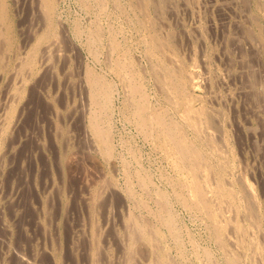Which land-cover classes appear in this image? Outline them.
<instances>
[{
	"label": "rangeland",
	"instance_id": "1",
	"mask_svg": "<svg viewBox=\"0 0 264 264\" xmlns=\"http://www.w3.org/2000/svg\"><path fill=\"white\" fill-rule=\"evenodd\" d=\"M0 1H1L0 2V8H1V10H0V18H1L0 19V27H1L0 31L2 33V34L0 33V37L3 36V38H0V40L2 39L1 40L2 42L0 41V48L2 47L1 49H3L0 51L1 52L0 53L1 54L0 55V67L3 64L2 67L0 68V130L5 129L4 132L2 133L3 135L2 134L0 135V141H1L0 142V228H1L0 229V264H24L23 262H25L26 264H57V263L58 264H89L90 263L91 264L94 261L92 259V256L93 257L95 256L96 259H97V257H99L98 258L99 260L98 259L96 260L97 261L96 264H110V263L114 264L115 261L117 264H125L122 260V255H121L122 253H120L121 251H120V247L118 245V241L116 242L117 239H115L116 237L123 238V236H124V235H122L124 233V228L121 229V227H120L121 222H123L122 223V225H123L124 222L126 221L127 216L129 214H132V213H134L133 215H135V216H137V213L138 214L140 213L138 215L139 218H141V214L144 215V213H146L144 215V217H146L148 219L151 218L150 221H152V223L155 222L154 221L155 219H153L154 216L152 214L157 207V203L154 202V200H155L154 198H156V196H157L156 193H158L159 191H162L163 193L165 191V193H164L165 196H167V194L169 195V196H167V201H169L168 206L170 203L169 208L171 209V212H172L173 216L175 217L174 220L176 221L175 224L177 226V232L179 233L178 234L179 239L181 238L179 240L180 246L179 245L177 246L172 241L171 237L168 234V231L166 229H164V227H163V229H162V227H159L161 233L163 234V240H162L163 243L162 244H163L165 249L167 248L166 253H169L170 255L173 254L171 256L169 254H167V255L170 256V259H172V261L176 262V264H178V263H180V264H182V263L183 264H209L211 261L208 263L206 260L207 257L205 256L207 253L205 251L208 249H209L208 252L211 253L210 256L208 253L209 259L212 260L213 258H216V260H218V261H216L214 259L215 261H212V264H219V263L220 264H228L226 262L225 256H226V253L231 254L232 252H234L236 254V256L241 254V255L237 256L238 260H239L238 264H240V263L241 264H243V263L244 264L245 263H247V264H259L260 262H261V264L262 263L264 264V261H263L264 260V254H263L264 253V244H263L264 243V105H263L264 103H263V101L264 100L259 102L260 97H262L261 99H264L263 98L264 97L263 96L264 95V84H263L264 83V80H263L264 79V72H263L264 71V33H263L264 32L263 31V29H264V0H246V1L245 0H242V1L241 0H186V1L185 0H154V2H153V0H151V1L150 0H89V1L88 0H86V1L85 0L84 1L83 0L82 1L81 0H50V3H48V4H45V1H48V0H4V3H3V0H0ZM102 1H104L103 2L104 4L102 3ZM143 1L147 5L144 4ZM165 1H166V4H163V3H165ZM247 1H248V3H247ZM113 2L115 4H117V7H114L115 4ZM139 2H140V4H139ZM171 3H173V4H171ZM182 3H184V4H182ZM156 4H158V5L156 6ZM44 5H46L49 8V10H47L48 12L45 11L46 13H44V10H43L45 7ZM105 5H106V7H105ZM128 5H129V7H128ZM130 5H132V6H130ZM138 5H139V7H138ZM144 5H145V7H144ZM163 5H165V6H163ZM84 6H86L87 8ZM99 6H100V9L98 8ZM112 6H113V8H112ZM153 6H155V7H153ZM130 7L132 10L131 9L129 10ZM157 7H158V10L154 9ZM161 7H162V9H161ZM164 8L167 11L166 10L164 11ZM52 9H54V10H52ZM97 9L99 10V14L97 12L98 11ZM253 10H254V12H253ZM100 11L102 13H100ZM133 11H135V12L133 13ZM186 11H187V13H186ZM216 11H218V12H216ZM130 12H131V14H130ZM164 13H166V14H164ZM254 13H257V14L259 13V15H257V14L255 15ZM129 14H130V16H129ZM250 14H252V15H250ZM124 15H125V17H124ZM49 16H50V18H49ZM168 16H170V17H168ZM255 16H257V17H255ZM258 16H259V18H258ZM98 18L100 20H98ZM44 19H46V20H44ZM99 21H101V22H99ZM146 21H147V23H146ZM175 21H176V23H175ZM43 22H45V23H43ZM141 22H142V25H141ZM160 22H161V24H159ZM192 22H193V24H192ZM237 22H238V24L239 23L240 24L237 25ZM256 22L259 24H257ZM92 23L94 24V26H96L95 29L96 28L100 29L98 31L101 33V34H98L96 40H93V42H92V40H89V39H91L90 33H92V31L94 30ZM96 23L99 25L97 26ZM157 24H159L161 27L164 26L163 24H165V26L161 28ZM77 25H80V26H77ZM240 25H241V27H238ZM137 26H138V28H136ZM150 26H152V27H150ZM101 27H103V28H101ZM111 27H112V29H111ZM153 27H154L153 30L150 29ZM157 27H158V29H157ZM243 27H245V29ZM256 27H258V28H256ZM3 28H5V30ZM9 28H10V30H9ZM109 28H110V30L108 31ZM113 28H115V29H113ZM199 28H200V30H199ZM250 28H252V29L250 30ZM159 29H160V31H159ZM190 29H192V30L195 29L194 31L199 30L200 32L199 31L194 32ZM47 30H48V33H47ZM114 30H115V32H114ZM151 30L153 31V33H151L152 32ZM173 30H175V31H173ZM148 31H150V32H148ZM167 31H170L171 37L169 35V32H167ZM246 31L247 32L249 31L248 34L251 36L246 34L247 33ZM255 31H257V32H255ZM142 32H144L145 34ZM161 32H163V33H161ZM192 32L195 35V37H193L194 35L192 34ZM210 32L212 35L209 34ZM252 32H254V33H252ZM27 33H28V35H27ZM111 33H116V35L111 34ZM149 33L152 36L154 35L153 37H156L157 39L159 37L160 41H162V38L164 37L163 44H162L163 45L162 46V53H160L161 51L155 50V52H154V50H152V48H151V44H152L151 35H149ZM183 33H186L185 35H187L188 40L186 39V37ZM60 34H62V35H60ZM163 34H164V36H163ZM196 34H197V36H196ZM54 35H55V37H53ZM139 35H141L143 37H141V39H140ZM148 35H149V37H148ZM8 36H9V38H8ZM49 36H50V38H49ZM121 36H122V38H121ZM160 36H161V38H160ZM86 37H87V39H86ZM228 37L229 38L231 37L230 40H228L229 39ZM233 37H234V39H233ZM252 37L254 39H252ZM38 38H41L40 39L41 41ZM54 38L58 41V43L56 42L57 44L55 43L56 40ZM175 38H176L177 44H176ZM255 38H256V40H255ZM49 39H50V41L53 39L52 40L53 42L51 41L52 42L51 43L49 41ZM107 39H108V41H107ZM244 39H247V40H244ZM38 40L40 42H38ZM8 41H10V44L8 43ZM110 42H112V43H110ZM114 42H115V44H117V46L119 48L117 47L116 49H112L111 46H110L111 48L109 47V45H112ZM125 42L128 44H126ZM165 42H166V46L164 45ZM261 42H263V43H261ZM1 43H2V45L3 44L4 45L2 46ZM89 43H91L92 45ZM255 43H256V45H255ZM36 44H38V45H36ZM55 44H56V46H55ZM220 44H221V46H220ZM44 45L47 46V49H48L47 51H46V46H44ZM97 45H99V46H97ZM147 45L148 46L150 45V46L146 47ZM143 46L146 47V50H145V47L143 48ZM164 46H165V48H163ZM249 46H251V47H249ZM43 47H45L44 51H43V49H44ZM94 47L96 50H94ZM125 47L128 49L126 50ZM172 47H174L176 49L173 50ZM231 47H232V49H231ZM40 48H42V49H40ZM108 48L111 49V51ZM4 49H6L5 52H3ZM35 49L36 50L39 49V50L36 51ZM91 49L93 52L91 51ZM129 49H130V51H129ZM166 49L169 50V52H167V54H166V51H168V50H166ZM40 50L43 51L42 52V55L44 54L43 57H41L42 55L40 53L41 52ZM255 50H257V51H255ZM16 51H18V54ZM119 51L120 52L122 51L121 54ZM170 51H171V53H170ZM94 52H95V54H94ZM47 53H49L48 56H50V57L47 56ZM50 53H51V55H50ZM125 53H127V54H125ZM181 53H183V54H181ZM250 53L251 54L253 53V55H252L253 58H252ZM38 54L41 56H39ZM110 54H111V56L112 55L113 56L112 57L110 56V58H108ZM189 54H190V56H186ZM215 54H217V55H215ZM13 55H14V57H12ZM28 55H29V58H28ZM120 55H122V56H120ZM172 55L175 57H173ZM35 56H37V57H35ZM44 56L47 57L48 59L45 58ZM114 56L115 57L117 56V57L113 58ZM155 56H156V58H153ZM201 56H202V58H201ZM228 56H230L231 58ZM22 57H24L25 60L22 61ZM135 57H137V58H135ZM166 57L167 58L170 57L171 59L174 60L175 63H173L172 62L173 60H171L170 58L166 59ZM27 58L30 60H28ZM32 58H33V60H32ZM36 58L37 59L39 58V59L37 60ZM117 58H119L121 60H122V58H125V61L128 60L126 62L131 64V65H129V64L128 65L130 66L131 70L134 71L132 73H134L135 76H137L136 81L140 85L142 92H144L143 94L147 93L145 98L148 100L147 103L148 104L150 103L149 107L150 108L153 107V108H151L152 110L153 109L159 110L158 108L161 109L160 106H162V105L166 106V109L164 106H162V109H163V111L166 110L164 112L166 113V115H168L169 119L171 118V120H175V122L178 119L176 123L179 126H182V128H181L182 130L185 129V127L187 126L185 131L183 130L184 131L183 134L186 137V139H187L188 134L190 136V133H191V136L190 137L188 136L189 141L190 142L194 141L193 144H195L194 146L196 148L198 147V145L201 144L197 148L199 150L201 149L202 146H203L202 149H204V150L206 149L205 152L202 149L200 152L203 153V155L205 154L204 155L205 158L208 156L206 161L208 162L210 169L212 168L210 171L211 174L210 173L209 174L215 175V176L212 175L213 178L211 176L209 177V181L210 182L212 181L211 186L215 187V184H217L218 182H220V183L224 182L223 183L224 186L227 189L229 188L235 194L234 195V197L236 196L235 199L238 196V199L240 198V202L243 203V204L240 203L239 207L235 206L233 208V210H231L228 208V206H230L228 204L234 205V202L233 203L232 202H230V203L222 202L223 207L219 213V215H220L219 218H220L223 230L226 233L229 232V233H227V236H229L228 238H231V240H230L231 242H228V244H227V248L229 247L227 250H224L223 248H221L216 243L214 238L212 237L211 227H210V224H209L208 220L206 219V217L197 209L191 210V208H189L188 206L184 207L185 205L177 197L176 191L179 188V186H178L179 182H183L185 179H187L186 173L184 171L179 170L176 167H174V168L172 167V166H174L173 165V158H171L172 156L170 154H168V152H167V154L165 153L167 151V148L160 138L156 137L153 134L150 136V134H146L142 130H140L139 126L137 125L136 119H134L135 117L132 113L133 112L132 105L129 103L130 94L126 95L128 93L127 92L128 91L127 81L125 79H122L124 77L122 75L120 76V73L114 67V62L117 60ZM226 58H227V61H226ZM229 58L233 59V60H230ZM18 59H19V61H18ZM34 59H36V60H34ZM107 59H108V61H107ZM153 59H154V61H153ZM20 60H21V62H20ZM110 60L112 61L113 64L111 63ZM17 61L20 63H18ZM29 61L30 62L33 61V62L30 64ZM104 61H106V62H104ZM152 61L154 62V64ZM155 61L156 62L158 61V62L156 63ZM161 61H162V63L164 62L163 64L166 66L165 68H170V66H171V68L174 69V68H177L179 66L183 69V67H184V69H183L184 71L181 74V76L184 77L183 88L185 89L184 92H186V98L185 99L187 100V103L190 105V107L192 108V110L195 113H198V115H200V116H201V114L203 115L204 118L201 116L202 120H205V119L208 120V121L205 120L206 123H203L204 124L203 132L200 135H196V133L194 132V130L191 127H190L191 129H189V126H188L189 124H188V122L184 116V112H183L182 107L180 105H176L174 102H172L170 100H168V102L170 101L168 103L167 102V96H164L165 90L162 88L160 89L161 86L158 85L159 83L157 82V79L159 77L160 72L163 70H161V68H158L156 65H158V63H159V66H160ZM169 61H170V63H168ZM16 62L18 63V66H20L22 64L20 66L21 68H23V67L25 68V66L27 65L28 70H27V68L26 69L23 68V70H26L27 72H23V70L20 67L18 69V67L15 66ZM35 62H36V65H35ZM107 62L110 65L112 64L113 66L109 65V67H108ZM182 62L185 63V66H184V63L182 64ZM200 62L203 65H200ZM248 63L249 64L252 63L253 65L251 64L248 66L247 65ZM149 64L150 65L152 64L151 67H149L150 66ZM169 64H170V66H169ZM146 65H148V66H146ZM153 65H155V66H153ZM173 65H178V66L175 67ZM250 66H252V68ZM152 67H154V69ZM186 67H187V69H185ZM15 69H16V72L14 71ZM20 69H21V71H19ZM83 69H84V71H83ZM157 69L161 70V71H159V73H157L158 72ZM255 69H256V72H255ZM94 70L97 74L99 73L98 74L99 77H102L103 80L105 78L104 81L107 83H111V85L113 86V88H112V86L109 84V86L111 87L109 89L110 90L109 91V96H110L109 98H111L112 101L109 99V101H108L109 105L107 106V113H106V115L108 114L107 116H109L111 118H109L105 115L106 117L101 122L102 127L108 130L109 136L113 134L112 136H110L112 138L109 137L110 141H111L110 142L111 152L108 155V157H106V155H104L103 151L100 148L99 143L97 141L95 142L94 136L91 134V132L88 130V127L86 126L89 123L88 116L93 111L95 112L97 109H96V107L92 106L88 100V92H85V90L88 91V86H87L86 82H84V81H86V77L85 78H83V77L85 75L87 76L88 73H91L93 75L95 74V76H97V74L94 73ZM147 70L151 71V72L149 73ZM174 70H176V69H174ZM12 71H14L15 74ZM18 71H19L20 76L24 75V77H22V76L20 77L19 74L17 73ZM142 71L145 72V75H144V72L142 73ZM152 71H154V72H152ZM16 73H17V75H16ZM206 73H207V75H206ZM230 73H232V74H230ZM237 73H238V75H237ZM76 74H78L79 76L78 75L76 76ZM139 74H141V75L139 76ZM187 74L191 78L190 80L185 77ZM142 75H143V77H142ZM155 75H156V77L157 76L158 77L156 78ZM261 75H263V77ZM81 78H83V80ZM153 78H156V79H153ZM221 78H222V80H221ZM252 78H256V80L252 79ZM17 79H19V80H17ZM143 80H145V81H143ZM251 80H252L253 84H252ZM254 80L256 81L255 84H254ZM155 81L158 84L154 83ZM249 83H251V85ZM214 84H217V85H214ZM155 85H157V86H155ZM19 86H21V87H19ZM156 87H159V88H156ZM215 87H217V89ZM21 88H23V89H21ZM123 88H124V90H123ZM252 88L254 90H252ZM14 89L16 90V92ZM111 90H113V91L111 92ZM157 91H159V92H157ZM244 92H245V94H244ZM111 93H112V95H111ZM241 93H243V94H241ZM18 94H19V96H18ZM125 95H126V100H125ZM189 95H191V96L189 97ZM228 95H229V97H228ZM257 96L259 97V99ZM127 97H129V98L127 99ZM233 98H235V99H233ZM254 98H255V100H254ZM11 100L15 101V104L13 101L11 102ZM149 100H150V102H149ZM256 100H257V102H256ZM125 101H128V103ZM162 101H164V102H162ZM207 101H209V102H207ZM199 102H200V105H199ZM170 103H172L173 105H171ZM8 104H10V105H8ZM123 104H124V106H123ZM201 104L206 108H204L202 106L204 108L203 109L201 107ZM11 105H13L14 107ZM15 105L17 107H15ZM7 106H9V107L11 106L12 108L11 107L9 108ZM125 106H127V107H125ZM128 106H130L131 108H129ZM174 107H176V109ZM210 107L212 109H215V108L220 109L221 108V111L219 109H216L217 111L219 110L218 111L219 113L217 111H216L217 112L216 113ZM260 107H263V109ZM5 108L6 109L8 108L9 110L6 111ZM47 109H48V111H47ZM123 109L124 110L127 109L128 111L125 112ZM198 109L200 110L201 113L198 111ZM205 109H208V110H205ZM259 109L260 110L262 109V110L260 111ZM109 110H110V113H109ZM177 110H178V112H176ZM89 111H91V112H89ZM129 111H130V113H129ZM167 111L169 114H167ZM210 111H211V114H210L211 118H209L210 117L209 114H205L207 112L210 113ZM212 111H213V113H212ZM250 111H253V112H250ZM171 112H172V114H170ZM221 112L222 113L224 112V113L222 114ZM4 113H6L7 115ZM125 113H127V114H125ZM213 114H215V115L212 117ZM3 115H5V116H3ZM11 115H12V117H11ZM125 115H128L129 119ZM180 115H182V116H180ZM223 115H224V117H223ZM177 116H179V117H177ZM2 117H4V118H2ZM108 119H110V120H108ZM258 119H259V121H258ZM183 120L185 121V123ZM260 120H261V122H260ZM7 121H9V122H7ZM14 121H16V122H14ZM86 121H87V123H86ZM220 121H221V123H220ZM225 121H227V122H225ZM256 121H258V123L261 124V128H262L261 131L259 130L260 129L259 124ZM3 122H4L5 126L3 125ZM208 122L210 123V125L208 124ZM214 122H216V123H214ZM11 123H13L14 125H12ZM1 124L5 128H3V126H1ZM109 124H111V125L109 126ZM57 126H58V129H57ZM107 126L109 127V129L107 128ZM210 126H212V127H210ZM246 127H248V128H246ZM251 127H252V129H251ZM238 128H241V129H238ZM254 130L255 131L259 130V131H256V133H255ZM8 131L10 133H8ZM63 131H64V133H63ZM86 131H88V132H86ZM226 132L228 133V135H226L227 134ZM185 134H187V135H185ZM192 134H194V135H192ZM87 135H89V136H87ZM215 135H219L220 137L219 136L217 137ZM192 136H195L196 138L192 137ZM199 138H203V139H199ZM156 139L158 140V142ZM215 139H218V140H215ZM149 140H151V141H149ZM219 140L222 141L223 144L219 143L218 142ZM208 143H209V145H207ZM204 144H206L207 146ZM219 144H222V145H219ZM228 145H229V147H228ZM208 147H210V148H208ZM221 147H222V149H221ZM165 148H166V150H165ZM213 148H215V149L213 150ZM207 149L211 150V151H208ZM230 149L231 150L233 149V150L231 151ZM131 150H132V156L130 155ZM222 150H224V151H222ZM208 152H210L211 154ZM226 152H227V154H226ZM15 155H16V157H15ZM164 155H166V156L164 157ZM228 155L231 157H228ZM167 156H168V159H167ZM121 157H123V158H121ZM135 157H137L138 159H136ZM221 157H222V159H221ZM208 159H210V160H208ZM223 159L225 162H223ZM230 159H231V161L233 160L234 162L233 161L231 162ZM136 160H138V161H136ZM214 160H216V161H214ZM125 162L126 163L129 162L127 164L128 166H126ZM218 163H221V164H218ZM236 163H238V164H236ZM232 164H234L235 167H234V165L232 166ZM140 166L142 167V169L143 168L144 169L141 170ZM224 166L226 167V169L228 166V169L225 170ZM237 166H238V168H237ZM131 167L133 169H131ZM138 167H140V168H138ZM162 167H164V168H162ZM125 168H127L128 171H125L126 170ZM221 168L224 170H221ZM123 169H124L125 173H123ZM214 169H215V171H214ZM136 170H137V172H136ZM216 170H218V171L220 170L222 173L219 171L221 173V174H219V172L217 173ZM145 171H148V172L146 173ZM227 171H229V175H228ZM128 172L129 173L131 172V174H128ZM135 172H136V174H135ZM142 173L145 174V177H143L144 175ZM148 173H150V174H148ZM216 173L219 174V178L217 177L218 175ZM223 173H224V175L227 174V176H224ZM147 174L149 176L151 175L152 177L151 176L147 177L148 176ZM167 174L170 175L169 177L171 179L168 177ZM173 174H174V176H173ZM130 175H131V177H130ZM138 175H141V176L139 177ZM163 175H166V176H163ZM171 175H172V177H171ZM241 175L243 178H241ZM175 176H177V177H175ZM231 176L233 179L236 178L234 180L235 182H232L233 179L230 178ZM233 176H235V178ZM105 177H107V178H105ZM104 178H105L104 182H106L108 179H110V181L108 180L106 183L103 182V184H104L103 185L102 180H104ZM125 178H127V181ZM145 178L148 179V181L153 180L154 183L151 181L148 182ZM217 178H218V180H217ZM226 178L229 180V181L227 180L228 182L225 181ZM123 179H124V181H123ZM142 179H145L146 184L148 183V186L146 185L148 187L147 190H149L150 193L152 192L151 194L147 192L149 194V195L147 194L148 196L146 195V192H145V191H147L146 190L147 187L141 186L140 182L142 181ZM210 179H212V180H210ZM111 180H112V183H111ZM135 180H137L138 182L140 181L139 185L141 188L137 184V181L134 182ZM99 181H101V184ZM129 181H130V183L132 182L130 185H132V184L134 185L136 183L134 185V187H133V185L129 186V183H128ZM109 182H110V186L105 187V184L109 185ZM231 182H232V184H231L232 186L230 185ZM113 183L116 186H114ZM227 183H229V184H227ZM156 184L159 185L158 188H157ZM170 184H172L173 186L172 185L169 186ZM152 185H153V187H151ZM174 185H176L175 188H172V187H174ZM233 185L236 187L234 188ZM237 185H239V186H237ZM113 186L117 187V189H120V190L118 191ZM123 186H124V189H121V188H123ZM104 187H105V190L103 189ZM142 187L145 189H142ZM93 188L95 189V191ZM97 188L99 189V191H101V189H102V194H105L107 192V190H109L110 192L109 193L107 192L108 195H107V193L104 195L106 198L105 197L103 198L102 194H101L100 197L98 198L100 201H97L95 198L97 196V193H96L98 191ZM108 188H111V189H108ZM129 188H130V191H128ZM134 188L136 191H134ZM159 188L160 189L165 188V189L157 191V189H159ZM113 189L115 191H118V192H116L117 195L113 194V193H115V192H113L114 191ZM166 189H167V191H166ZM140 190L142 191V193L140 192ZM172 190H174V191L172 192ZM238 190H239V192H237ZM104 191H106V192L104 193ZM123 191H125V192H123ZM137 191H138V193H137ZM92 192H94V193H92ZM248 193H249V195L246 196ZM118 194L119 195L121 194V195L119 196ZM172 194H173V196H172ZM90 195H91V199L89 198ZM93 195H96V196L93 197ZM109 195H111L110 198H108ZM128 195H130V196H128ZM150 195H151V198L153 199V201L150 198ZM85 196H87L88 198ZM116 196L118 197V199ZM126 196H128L130 198L128 199V198H126ZM140 196H141V198H140ZM175 196H176V198H175ZM120 197L122 198V200ZM8 198H9V200H8ZM133 198L134 199L137 198V200L139 198V200L138 201L136 200V201L137 202L141 201V203L143 202L144 206L147 205L144 202L148 203V205H149L148 207L151 206L152 209H150L151 207L148 209L144 206L138 208V206H136V204H137L136 201L132 200L136 204L131 203L132 201L130 199H133ZM142 198L143 199L147 198V199L143 201ZM231 198L232 197H229L228 200H232ZM244 198H245V200H244ZM85 199L89 202H86ZM113 199L114 200L116 199V202L115 201L113 202ZM123 199H125V200H123ZM117 200H119V201H117ZM120 200L123 202L120 203L121 202ZM246 200H248L247 202L249 204H251L252 209H253L252 211H254L252 214L255 213L254 215L251 214V216H250V214H248V212H247L248 210L245 208L246 203H247ZM177 201H179V203L181 202V204H179ZM84 202L88 203V205L87 204L85 205ZM101 202H103V203H101ZM106 202H109V204H107ZM99 203L103 204V205H100ZM110 203L113 206V208L110 207V209H109V206H111ZM114 203H116V204L114 205ZM124 203H126V205ZM127 203H128V205H132V206H128ZM174 203H176V204H174ZM51 204H52V206H50ZM93 204H96V206H94ZM104 204L107 205V207L106 206L105 207L108 210H106L105 207L103 209ZM47 205H49V206L47 207ZM224 205H225V207H224ZM240 205H241V207H240ZM243 205H245V207H242ZM116 206H117V208H116ZM182 206L186 209L182 208ZM130 207H134V208L130 209ZM173 207H174V209H173ZM86 208H88V209H86ZM93 208L94 209L96 208V209L94 210ZM127 208L130 211H128ZM142 208H146V209H142ZM235 208H238V210L237 209L235 210ZM254 208H256V209H254ZM114 209H115V211H114ZM104 210H106L107 212L105 213ZM120 210H121V212H120ZM174 210L176 212H174ZM40 211H41V213H40ZM110 211H111V215H110ZM137 211H139V212H137ZM147 211H151V212H148L149 213L148 214ZM223 211L226 213L227 212H229V213L226 214ZM232 211L234 214L232 213ZM46 212H48V214ZM127 212H128V214H127ZM188 212H190V213H188ZM194 212H195V214H193ZM245 212L248 215H246ZM35 213H37V214H35ZM238 213H240L241 216L237 217ZM95 214H96V217L97 216L98 217L95 218V220L97 219L96 221H93L92 219L94 218ZM118 214L121 216H119ZM231 214L233 215V217ZM243 214H245L246 216L244 215L242 217ZM45 215L46 216L48 215V217L45 218L44 217ZM124 215H126V216L124 217ZM193 215H196V216H193ZM224 216H226V217H224ZM253 216H255V217L257 216L256 218L258 219L257 220L258 225L255 223L256 219L253 218ZM258 216H259V218H258ZM88 217H89V219H88ZM117 217H119V218L122 217L123 219H117ZM227 217H228V219H227ZM103 218H106V220H104ZM199 218H200V220H199ZM239 218L244 223H242L241 220H239ZM143 219H145V218H143ZM234 219L236 221L238 219L239 223L236 222ZM120 220H121V222H120ZM252 220H254L253 221L254 223L252 222ZM44 221L46 223H44ZM89 222H91V223H89ZM94 222H97L100 226L98 225V227H96L97 223H94ZM109 222H111L113 224H110ZM119 222H120V225H119ZM231 222H232V224H230ZM1 225H3V226H1ZM39 225L42 226L43 229ZM88 225L91 227L88 228ZM110 225L114 226V227L111 226V228H114V229L117 228L116 230H113V231H117L116 233H114L111 230ZM236 225L240 226L242 230L244 229L242 234L239 233L241 236L243 235L241 238L238 237V236H240L239 234H235L233 232V230L235 231ZM252 225H253V227H252ZM15 226H16V228H15ZM108 226H109L110 230L107 229ZM254 226L256 227V229ZM82 227H83L84 232H85L84 234H83L82 230L79 231V229H82ZM122 227H124V226H122ZM224 227H226V228H224ZM184 228H186V230ZM251 228H252V230H251ZM89 229H91L90 231H92V232L96 231V233H98V234L90 232ZM103 229H107L106 230L107 232L105 233V230L103 231ZM184 230L186 232H184ZM108 231H110L111 233L110 232L108 233ZM187 231H190V233L189 232L187 233ZM250 231H251V233H250ZM121 232H122V234H121ZM253 232H255L256 234ZM87 233H89L90 237ZM90 233H92V235ZM113 233H114V235L115 234L116 235L114 236ZM117 233H119L120 235L118 236ZM185 233H187V234H185ZM206 233H208V234H206ZM262 233H263V235H262ZM210 234H211V238H210ZM99 235L100 236L102 235L101 238ZM24 236H25V238H24ZM93 236H95V237H93ZM103 236H105V237H103ZM165 236H168L169 238L165 237ZM256 236H257V238H255ZM97 237H99V238H97ZM112 237H114V238H112ZM249 237H250V239H249ZM95 238H97V240H95ZM237 238H239L240 240H238ZM84 239L86 240L87 243L84 241ZM98 239H101V240H99L100 242L98 241ZM166 239H167V242H166ZM190 239H192V240H190ZM210 239H212V241ZM241 239H242V241L244 239V242H241ZM89 240H90V242H89ZM74 241H76V242H74ZM80 241L82 244L80 243ZM101 241H104V242H101ZM183 241H184V243H183ZM192 241H194V243L198 242L197 243L198 245L196 243L193 244ZM262 241H263V243H262ZM88 242L91 245L90 244L88 245ZM245 242H246V244H245ZM83 243H85V244H83ZM171 243H173V244H171ZM251 243H252V246L254 247L253 249H251L252 248ZM184 244L186 247L184 246ZM233 244L234 245L236 244L235 247L233 246ZM241 244H243V245H241ZM47 245H49V246H47ZM85 245H87L91 249H88V247H86ZM237 245H238V249L236 247ZM244 245H246V246H244ZM249 245H250V247H249ZM99 246H101L102 248L100 249ZM169 246H171V247H169ZM176 246H177V248H176ZM239 246H240V249H239ZM242 246H243V248H242ZM81 247L87 249V250L85 249V252H87L91 256V257L89 256L90 259L88 258L87 253H85ZM97 247H99V249L101 251L103 249L104 250L101 253L99 250V253H97L96 254L97 256H96L94 254L96 253ZM115 247L120 252L118 250H116ZM245 247H246V249H245ZM69 248H70V250H68ZM186 248H187V250L185 251ZM256 248L258 251L256 250ZM192 249H194V250H192ZM261 249H263V251ZM238 250H240V251L238 252ZM40 251H41V254H40ZM180 251H182V252H180ZM197 251H198V253H197ZM245 251H248V252H245ZM260 251H262L261 254H260ZM71 252L73 254H71ZM89 252H91V253H89ZM108 253L109 254L111 253V255H109ZM54 254H55V256H53ZM59 254L61 256V259H63V260L60 259ZM85 254L87 255V257ZM101 254H103V255H101ZM174 254H175V256H174ZM196 254H197V256H196ZM201 254H203L204 258H202ZM216 254H217V256H215ZM72 255H74V256H72ZM212 255H214L215 257ZM255 255H261V256H256L257 258H255ZM103 256H106L105 258H108V259H104ZM109 256L112 258H110ZM119 257H121V258H119ZM186 257H188L189 259ZM19 258L22 259L21 260L22 262L20 261ZM86 258H88V260ZM138 259H139L138 260L139 262H137V263L147 264L145 262L147 260L144 259V257L138 256ZM253 259H255V260H253ZM38 260H39V262H38ZM56 260H58V261H56ZM121 260H122V263H121ZM175 260H177V261H175ZM179 260H180V262H179ZM243 260H245V261H243ZM134 263L135 262H133L131 264H134Z\"/></svg>",
	"mask_w": 264,
	"mask_h": 264
},
{
	"label": "bare ground",
	"instance_id": "2",
	"mask_svg": "<svg viewBox=\"0 0 264 264\" xmlns=\"http://www.w3.org/2000/svg\"><path fill=\"white\" fill-rule=\"evenodd\" d=\"M82 1V0H81ZM84 1V0H83ZM86 1V0H85ZM89 1V0H88ZM151 1V0H150ZM186 1V0H185ZM242 1V0H241ZM246 1V0H245ZM1 2V1H0ZM6 2V1H5ZM104 1H102V3H103ZM108 2V1H107ZM110 2V1H109ZM115 2V1H114ZM113 2V3H114ZM153 2H154V0H153ZM168 2V1H167ZM179 2V1H178ZM220 2V1H219ZM222 2V1H221ZM229 2V1H228ZM3 3H4V0H3ZM34 3V2H33ZM48 3H50V0H48V1H45V4H48ZM84 3V2H83ZM112 3V2H111ZM137 3V2H136ZM143 3L144 4H146L144 1H143ZM150 3V2H149ZM162 3V2H161ZM212 3V2H211ZM224 3V2H223ZM247 3H248V1H247ZM27 4V3H26ZM100 4V3H99ZM104 4V3H103ZM115 4V3H114ZM129 4V3H128ZM132 4V3H131ZM139 4H140V2H139ZM151 4V3H150ZM163 4H166V1H165V3H163ZM171 4H173V3H171ZM175 4V3H174ZM182 4H184V3H182ZM195 4V3H194ZM201 4V3H200ZM221 4V3H220ZM233 4V3H232ZM6 5V4H5ZM86 5V4H85ZM101 5V4H100ZM121 5V4H120ZM137 5V4H136ZM147 5V4H146ZM158 4H156V6H157ZM189 5V4H188ZM45 7H44V13H46L45 11H47V10H49V8L46 6V5H44ZM88 6V5H87ZM94 6V5H93ZM123 6V5H122ZM130 6H132V5H130ZM161 6V5H160ZM163 6H165V5H163ZM167 6V5H166ZM201 6V5H200ZM219 6V5H218ZM226 6V5H225ZM36 7V6H35ZM84 7H86V6H84ZM95 7V6H94ZM105 7H106V5H105ZM114 7H117V4H115L114 5ZM128 7H129V5H128ZM138 7H139V5H138ZM144 7H145V5H144ZM153 7H155V6H153ZM176 7V6H175ZM231 7V6H230ZM256 7V6H255ZM4 8V7H3ZM83 8V7H82ZM87 8V7H86ZM96 8V7H95ZM99 9H100V6L98 7ZM109 8V7H108ZM112 8H113V6H112ZM134 8V7H133ZM147 8V7H146ZM166 8V7H165ZM164 8V11L166 10ZM217 8V7H216ZM220 8V7H219ZM89 9V8H88ZM119 9V8H118ZM131 9V7L129 8V10ZM136 9V8H135ZM143 9V8H142ZM154 9H157L158 10V7L157 8H154ZM161 9H162V7H161ZM169 9V8H168ZM232 9V8H231ZM0 10H1V8H0ZM52 10H54V9H52ZM98 10V9H97ZM112 10V9H111ZM132 10V9H131ZM144 10V9H143ZM185 10V9H184ZM187 10V9H186ZM217 10V9H216ZM255 10V9H254ZM254 10H253V12H254ZM123 11V10H122ZM126 11V10H125ZM124 11V12H125ZM150 11V10H149ZM167 11V10H166ZM194 11V10H193ZM220 11V10H219ZM48 12V11H47ZM95 12V11H94ZM98 12V14H99V10L97 11ZM132 12V11H131ZM131 12H130V14H131ZM135 11H133V13H134ZM137 12V11H136ZM142 12V11H141ZM144 12V11H143ZM176 12V11H175ZM216 12H218V11H216ZM54 13V12H53ZM100 13H102L101 11H100ZM173 13V12H172ZM186 13H187V11H186ZM191 13V12H190ZM204 13V12H203ZM221 13V12H220ZM41 14V13H40ZM111 14V13H110ZM126 14V13H125ZM130 14H129V16H130ZM162 14V13H161ZM164 14H166V13H164ZM163 14V15H164ZM208 14V13H207ZM217 14V13H216ZM237 14V13H236ZM244 14V13H243ZM255 15L257 14V13H254ZM253 14V15H254ZM94 15V14H93ZM123 15V14H122ZM152 15V14H151ZM170 15V14H169ZM250 15H252V14H250ZM257 15H259V13L257 14ZM43 16V15H42ZM58 16V15H57ZM167 16V15H166ZM202 16V15H201ZM242 16V15H241ZM41 17V16H40ZM97 17V16H96ZM124 17H125V15H124ZM142 17V16H141ZM162 17V16H161ZM160 17V18H161ZM168 17H170V16H168ZM255 17H257V16H255ZM46 18V17H45ZM49 18H50V16H49ZM48 18V19H49ZM91 18V17H90ZM128 18V17H127ZM139 18V17H138ZM137 18V19H138ZM144 18V17H143ZM146 18V17H145ZM148 18V17H147ZM245 18V17H244ZM258 18H259V16H258ZM1 19V18H0ZM8 19V18H7ZM76 19V18H75ZM92 19V18H91ZM96 19V18H95ZM156 19V18H155ZM164 19V18H163ZM162 19V20H163ZM257 19V18H256ZM12 20V19H11ZM10 20V21H11ZM44 20H46V19H44ZM97 20V19H96ZM98 20H100L99 18H98ZM111 20V19H110ZM113 20V19H112ZM136 20V19H135ZM147 20V19H146ZM150 20V19H149ZM167 20V19H166ZM35 21V20H34ZM43 21V20H42ZM54 21V20H53ZM259 21V20H258ZM3 22V21H2ZM9 22V21H8ZM50 22V21H49ZM98 22V21H97ZM99 22H101V21H99ZM109 22V21H108ZM138 22V21H137ZM144 22V21H143ZM43 23H45V22H43ZM74 23V22H73ZM117 23V22H116ZM139 23V22H138ZM146 23H147V21H146ZM175 23H176V21H175ZM225 23V22H224ZM231 23V22H230ZM257 23V22H256ZM255 23V24H256ZM11 24V23H10ZM36 24V23H35ZM39 24V23H38ZM93 24V23H92ZM128 24V23H127ZM159 24H161V22L159 23ZM159 24H157V25H159ZM167 24V23H166ZM192 24H193V22H192ZM240 24V23H239ZM238 24V22H237V25H239ZM257 24H259V23H257ZM54 25V24H53ZM91 25V24H90ZM96 25L98 26L99 24H97L96 23ZM141 25H142V22H141ZM151 25V24H150ZM153 25V24H152ZM164 26H165V24H163ZM187 25V24H186ZM218 25V24H217ZM243 25V24H242ZM58 26V25H57ZM76 26V25H75ZM77 26H80V25H77ZM84 26V25H83ZM93 27H94V30L92 31V33H90L91 34V39H89V40H92V42H93V40H96V38H97V36H98V34H101L98 30H100V29H95V27L96 26H94V24L92 25ZM113 26V25H112ZM160 26V25H159ZM164 26H162V27H164ZM195 26V25H194ZM6 27V26H5ZM55 27V26H54ZM127 27V26H126ZM150 27H152V26H150ZM161 27V26H160ZM161 27V28H162ZM167 27V26H166ZM184 27V26H183ZM182 27V28H183ZM196 27V26H195ZM199 27V26H198ZM202 27V26H201ZM236 27V26H235ZM234 27V28H235ZM238 27H241V25L240 26H238ZM237 27V28H238ZM1 28V27H0ZM13 28V27H12ZM88 28V27H87ZM101 28H103V27H101ZM117 28V27H116ZM121 28V27H120ZM124 28V27H123ZM136 28H138V26L136 27ZM148 28V27H147ZM226 28V27H225ZM244 29H245V27H243ZM249 28V27H248ZM247 28V29H248ZM256 28H258V27H256ZM4 30H5V28H3ZM92 29V28H91ZM111 29H112V27H111ZM113 29H115V28H113ZM128 29V28H127ZM140 29V28H139ZM150 29H154V27L153 28H150ZM157 29H158V27H157ZM170 29V28H169ZM197 29V28H196ZM252 28H250V30H251ZM255 29V28H254ZM262 29V28H261ZM2 30V29H1ZM9 30H10V28H9ZM52 30V29H51ZM59 30V29H58ZM78 30V29H77ZM81 30V29H80ZM83 30V29H82ZM90 30V29H89ZM102 30V29H101ZM110 30V28L108 29V31ZM117 30V29H116ZM151 30V31H152ZM162 30V29H161ZM171 30V29H170ZM179 30V29H178ZM190 30H192V29H190ZM195 30V29H194ZM194 30H192V31H194ZM199 30H200V28H199ZM199 30H196V31H199ZM204 30V29H203ZM239 30V29H238ZM7 31V30H6ZM42 31V30H41ZM40 31V32H41ZM79 31V30H78ZM103 31V30H102ZM145 31V30H144ZM159 31H160V29H159ZM165 31V30H164ZM163 31V32H164ZM173 31H175V30H173ZM172 31V32H173ZM196 31H194V32H196ZM263 31H264V29H263ZM43 32V31H42ZM114 32H115V30H114ZM127 32V31H126ZM138 32V31H137ZM148 32H150V31H148ZM163 32H161V33H163ZM167 32H169V35H170V31H167ZM186 32V31H185ZM200 32V31H199ZM247 32V31H246ZM255 32H257V31H255ZM0 33H1V31H0ZM4 33V32H3ZM35 33V32H34ZM47 33H48V30H47ZM46 33V34H47ZM56 33V32H55ZM60 33V32H59ZM87 33V32H86ZM89 33V32H88ZM142 33H144V32H142ZM151 33H153V31L151 32ZM157 33V32H156ZM160 33V32H159ZM158 33V34H159ZM219 33V32H218ZM232 33V32H231ZM244 33V32H243ZM249 33V31L246 33V34H248ZM251 33V32H250ZM252 33H254V32H252ZM264 33V32H263ZM2 34V33H1ZM10 34V33H9ZM57 34V33H56ZM55 34V35H56ZM104 34V33H103ZM109 34V33H108ZM111 34H115L116 35V33H111ZM118 34V33H117ZM145 34V33H144ZM155 34V33H154ZM157 34V35H158ZM168 34V33H167ZM184 35L186 34V33H183ZM192 34H193V32H192ZM209 34H211V32L209 33ZM214 34V33H213ZM259 34V33H258ZM257 34V35H258ZM27 35H28V33H27ZM31 35V34H30ZM41 35V34H40ZM55 35L53 36V37H55ZM60 35H62V34H60ZM130 35V34H129ZM149 35H151L150 33H149ZM149 35H148V37H149ZM194 35V34H193ZM212 35V34H211ZM217 35V34H216ZM249 35V34H248ZM261 35V34H260ZM6 36V35H5ZM4 36V37H5ZM10 36V35H9ZM9 36H8V38H9ZM123 36V35H122ZM122 36H121V38H122ZM125 36V35H124ZM135 36V35H134ZM154 36V35H153ZM152 35H151V41H152V44H151V48H152V50H154V52H155V50L156 51H161L160 53H162V44H163V39H164V37L162 38V41H160L159 40V37H158V39L156 38V37H153ZM163 36H164V34H163ZM176 36V35H175ZM174 36V37H175ZM196 36H197V34H196ZM199 36V35H198ZM224 36V35H223ZM243 36V35H242ZM249 36H251V35H249ZM259 36V35H258ZM52 37V38H53ZM66 37V36H65ZM139 37H140V39H141V37H143V36H141V35H139ZM147 37V36H146ZM145 37V38H146ZM170 37H171V35H170ZM177 37V36H176ZM185 37H186V39L188 40V38H187V35H185ZM193 37H195V35L193 36ZM201 37V36H200ZM207 37V36H206ZM0 38H3V36H1ZM7 38V37H6ZM12 38V37H11ZM37 38V37H36ZM49 38H50V36H49ZM58 38V37H57ZM90 38V37H89ZM118 38V37H117ZM120 38V39H121ZM160 38H161V36H160ZM229 38V37H228ZM231 38V37H230ZM230 38L228 39V40H230ZM238 38V37H237ZM240 38V37H239ZM245 38V37H244ZM39 40L41 39V38H38ZM55 39V38H54ZM85 39V38H84ZM86 39H87V37H86ZM139 39V40H140ZM185 39V38H184ZM233 39H234V37H233ZM252 39H254L253 37H252ZM263 39V38H262ZM2 40V39H1ZM0 40V41H1ZM38 40V42H40ZM44 40V39H43ZM53 40V39H52ZM51 40V41H52ZM56 40V39H55ZM59 40V39H58ZM70 40V39H69ZM88 40V41H89ZM99 40V39H98ZM119 40V39H118ZM125 40V39H124ZM183 40V39H182ZM205 40V39H204ZM244 40H247V39H244ZM255 40H256V38H255ZM254 40V41H255ZM49 41H50V39H49ZM50 41V42H51ZM64 41V40H63ZM107 41H108V39H107ZM112 41V40H111ZM144 41V40H143ZM148 41V40H147ZM150 41V40H149ZM175 41H176V38H175ZM174 41V42H175ZM262 41V40H261ZM2 42V41H1ZM5 42V41H4ZM3 42V43H4ZM7 42V41H6ZM43 42V41H42ZM49 42V43H50ZM53 42V41H52ZM51 42V43H52ZM58 43V41L56 40L55 41V43ZM116 42V41H115ZM115 42L112 44V45H109V47L111 46L112 47V49H116L118 46H117V44H115ZM131 42V41H130ZM183 42V41H182ZM188 42V41H187ZM197 42V41H196ZM224 42V41H223ZM228 42V41H227ZM253 42V41H252ZM256 42V41H255ZM8 43L10 44V41H8ZM48 43V44H49ZM56 43V44H57ZM70 43V42H69ZM110 43H112V42H110ZM119 43V42H118ZM126 43V42H125ZM257 43V42H256ZM256 43H255V45H256ZM261 43H263V42H261ZM5 44V43H4ZM3 44V45H4ZM39 44V43H38ZM38 44H36V45H38ZM46 44V43H45ZM47 44V45H48ZM56 44H55V46H56ZM89 44H91V43H89ZM98 44V43H97ZM100 44V43H99ZM126 44H128V43H126ZM176 44H177V41H176ZM203 44V43H202ZM238 44V43H237ZM1 45H2V43H1ZM2 45V46H3ZM6 45V44H5ZM8 45V44H7ZM27 45V44H26ZM35 45V46H36ZM92 45V44H91ZM131 45V44H130ZM164 45L166 46V42L164 43ZM168 45V44H167ZM184 45V44H183ZM199 45V44H198ZM201 45V44H200ZM223 45V44H222ZM230 45V44H229ZM249 45V44H248ZM9 46V45H8ZM7 46V47H8ZM18 46V45H17ZM31 46V45H30ZM44 46H46V45H44ZM54 46V45H53ZM97 46H99V45H97ZM150 46V45H149ZM148 45L146 46V47H149ZM165 46L163 47V48H165ZM217 46V45H216ZM220 46H221V44H220ZM237 46V45H236ZM33 47V46H32ZM89 47V46H88ZM110 47V48H111ZM121 47V46H120ZM145 46H143V48H144ZM146 47H145V50H146ZM171 47V46H170ZM177 47V46H176ZM188 47V46H187ZM198 47V46H197ZM233 47V46H232ZM232 47H231V49H232ZM242 47V46H241ZM249 47H251V46H249ZM2 48V47H1ZM0 48V51L1 50H3V49H1ZM5 48V47H4ZM36 48V47H35ZM44 49H43V51L45 50V47H43ZM54 48V47H53ZM57 48V47H56ZM91 48V47H90ZM119 48V47H118ZM173 48V50L174 49H176V48H174V47H172ZM178 48V47H177ZM239 48V47H238ZM243 48V47H242ZM40 49H42V48H40ZM109 49V48H108ZM125 49L127 50L128 48H126L125 47ZM148 49V48H147ZM179 49V48H178ZM228 49V48H227ZM226 49V50H227ZM36 50V49H35ZM34 50V51H35ZM39 50V49H38ZM38 50H36V51H38ZM48 49H47V46H46V51H47ZM57 50V49H56ZM61 50V49H60ZM72 50V49H71ZM94 50H96L95 49V47H94ZM110 51H111V49H109ZM144 50V51H145ZM166 50H168V49H166ZM172 50V51H173ZM180 50V49H179ZM178 50V51H179ZM188 50V49H187ZM200 50V49H199ZM198 50V51H199ZM219 50V49H218ZM224 50V49H223ZM225 50V51H226ZM254 50V49H253ZM6 51V49H4V51L3 52H5ZM9 51V50H8ZM13 51V50H12ZM41 51V50H40ZM43 51H41L40 53H41V55H42V52ZM45 51V52H46ZM91 51H92V49H91ZM104 51V50H103ZM109 51V52H110ZM129 51H130V49H129ZM128 51V52H129ZM181 51V50H180ZM249 51V50H248ZM255 51H257V50H255ZM17 52V54H18V51H16ZM93 52V51H92ZM102 52V51H101ZM108 52V53H109ZM120 52V51H119ZM122 52V51H121ZM121 52H120V54H121ZM134 52V51H133ZM167 52H169V50L168 51H166V54H167ZM220 52V51H219ZM250 52V51H249ZM1 53V52H0ZM7 53V52H6ZM29 53V52H28ZM34 53V52H33ZM36 53V52H35ZM114 53V52H113ZM149 53V52H148ZM165 53V52H164ZM170 53H171V51H170ZM176 53V52H175ZM230 53V52H229ZM5 54V53H4ZM32 54V53H31ZM30 54V55H31ZM62 54V53H61ZM79 54V53H78ZM93 54V53H92ZM94 54H95V52H94ZM93 54V55H94ZM97 54V53H96ZM101 54V53H100ZM107 54V53H106ZM125 54H127V53H125ZM156 54V53H155ZM181 54H183V53H181ZM191 54V53H190ZM190 54L189 55H186V56H190ZM198 54V53H197ZM201 54V53H200ZM199 54V55H200ZM220 54V53H219ZM251 54V53H250ZM1 55V54H0ZM12 55V54H11ZM39 55V54H38ZM41 55H39V56H41ZM44 55V54H43ZM43 55L41 56V57H43ZM49 55V53H47V56ZM50 55H51V53H50ZM118 55V54H117ZM124 55V54H123ZM152 55V54H151ZM192 55V54H191ZM215 55H217V54H215ZM253 55V53L251 54V56ZM22 56V55H21ZM25 56V55H24ZM38 56V57H39ZM107 56V55H106ZM110 56H111V54L109 55V57L108 58H110ZM113 56V55H112ZM111 56V57H112ZM120 56H122V55H120ZM127 56V55H126ZM141 56V55H140ZM165 56V55H164ZM169 56V55H168ZM173 56V55H172ZM177 56V55H176ZM182 56V55H181ZM205 56V55H204ZM213 56V55H212ZM226 56V55H225ZM224 56V57H225ZM255 56V55H254ZM12 57H14V55L12 56ZM26 57V56H25ZM35 57H37V56H35ZM45 57V56H44ZM48 57H50V56H48ZM117 57V56H116ZM115 56L113 57V58H116ZM147 57V56H146ZM173 57H175V56H173ZM198 57V56H197ZM228 57H230V56H228ZM17 58V57H16ZM28 58H29V55H28ZM27 58V59H28ZM45 58H47V57H45ZM68 58V57H67ZM134 58V57H133ZM135 58H137V57H135ZM149 58V57H148ZM153 58H156V56L155 57H153ZM170 58V57H169ZM169 58H167L166 57V59H169ZM200 58V57H199ZM201 58H202V56H201ZM231 58V57H230ZM229 58V59H230ZM252 58H253V56H252ZM6 59V58H5ZM9 59V58H8ZM21 59V58H20ZM26 59V60H27ZM37 59V58H36ZM36 59H34V60H36ZM39 59V58H38ZM37 59V60H38ZM48 59V58H47ZM112 59V58H111ZM171 59V58H170ZM185 59V58H184ZM187 59V58H186ZM189 59V58H188ZM240 59V58H239ZM238 59V60H239ZM244 59V58H243ZM256 59V58H255ZM259 59V58H258ZM23 60H25V58L24 57H22V61ZM28 60H30V59H28ZM32 60H33V58H32ZM55 60V59H54ZM104 60V59H103ZM138 60V59H137ZM149 60V59H148ZM157 60V59H156ZM159 60V59H158ZM161 60V59H160ZM171 60H173V59H171ZM170 60V61H171ZM179 60V59H178ZM200 60V59H199ZM198 60V61H199ZM230 60H233V59H230ZM245 60V59H244ZM243 60V61H244ZM18 61H19V59H18ZM17 61V62H18ZM107 61H108V59H107ZM111 61V60H110ZM109 61V62H110ZM126 61H128V60H126ZM125 61V58H122V60L121 59H119V58H117V60L114 62V67H115V69L120 73V76L122 75L124 78H122V79H125L126 81H127V88H128V93L126 94V95H129L130 94V100H129V103L132 105V110H133V115H134V119H136V122H137V125L139 126V128H140V130H142L144 133H146V134H150V136L153 134V135H155L156 137H158V138H160L162 141H163V143H164V145L166 146V148H167V151L165 152L166 154H167V152H168V154H170L172 157L171 158H173V165L174 166H172L173 168L174 167H176V168H178L179 170H181V171H184L185 173H186V177H187V179H185L183 182H179V188H178V190L175 192L176 193V195H177V197L181 200V202L185 205L184 207H186V206H188L189 208H191V210L192 209H197L198 211H200L205 217H206V219L208 220V222H209V224H210V227H211V234H212V237L214 238V240L216 241V243L221 247V248H223L224 250H227L228 248H227V244H228V242H231L230 240H231V238H228L229 236H227V233H229V232H225L224 230H223V228H222V224H221V221H220V215H219V213H220V211H221V209H222V207H223V204H222V202H227V203H230V202H234V205H231V204H228V205H230V206H228V208L229 209H231V210H233V208L236 206H238L239 207V204L241 203L240 202V198L238 199V196H237V198L235 199V197H234V193H233V191H231L229 188L227 189L225 186H224V182L222 183H220V182H218L217 184H215V187H213V186H211V182L209 181V177L211 176L212 177V175H210L211 173H210V171H211V169H210V166L208 165V162L206 161V159H207V157L205 158L204 157V155H203V153H201L200 151H201V149H202V147H201V149L199 150V149H197L200 145H198V147L196 148L194 145L195 144H193L194 143V141L191 143L190 141H189V138H188V136H189V134H188V136H187V139H186V137L184 136V134H183V132L185 131V129L187 128V126L185 127V129H181L182 128V126H179L176 122H177V120H176V122H175V120H171V118L169 119L168 118V115H166V113L164 112V111H166V110H164L163 111V109H162V106H164V105H162V106H160L161 107V109L160 108H158L159 110H152L151 108H153V107H149V104L147 103V99L145 98L146 97V94H143L144 92H142V90H141V87H140V85L137 83V79H136V77L137 76H135V74L134 73H132V72H134V71H132L131 70V68H130V66L129 65H131V64H129V63H127ZM153 61H154V59H153ZM152 61V62H153ZM170 61L168 62V63H170ZM226 61H227V58H226ZM240 61V60H239ZM7 62V61H6ZM14 62V61H13ZM16 62V64H15V66L16 67H18V69H19V67L22 65H20V66H18V63H20L21 62V60H20V62H18L17 63ZM28 62V61H27ZM30 62V61H29ZM33 61H31L30 62V64L32 63ZM38 62V61H37ZM104 62H106V61H104ZM150 62V61H149ZM156 62V61H155ZM158 62V61H157ZM156 62V63H157ZM173 63H175L174 62V60L172 61ZM250 62V61H249ZM261 62V61H260ZM111 63H112V61H111ZM134 63V62H133ZM151 63V62H150ZM164 63V62H163ZM162 63V61H161V63H160V66H159V63H158V65H156L158 68H161V70H163V71H161V70H158L157 69V73H159V71H161L160 72V74H159V77H158V79H157V82L159 83H156V81L154 82V83H156V84H158V85H160L159 87H160V89L162 88V89H164L165 90V94H164V96H167V102H168V100H170V101H172V102H174L176 105H180L181 107H182V109H183V112H184V116H185V118H186V120H187V122H188V126H189V129H193L194 130V132L196 133V135H200L202 132H203V126H204V124L203 123H206V121H208V120H202V118H201V116L203 117V115L201 114V116L200 115H198V113H195L193 110H192V108L190 107V105L187 103V100L185 99L186 98V92H184V88H183V83H184V77L183 76H181V74L183 73V69H184V67H183V69L181 68V67H179L178 65H173V66H175V67H177V68H174V69H176V70H174V69H172L171 68V66H170V64H169V66H170V68H165L166 66L164 65ZM184 62H182V64H183ZM238 63V62H237ZM6 64V63H5ZM49 64V63H48ZM107 64H108V67H109V63L107 62ZM113 64V63H112ZM111 64V65H112ZM129 64V65H128ZM153 64H154V62H153ZM178 64V63H177ZM193 64V63H192ZM213 64V63H212ZM241 64V63H240ZM252 64V63H251ZM251 64H247L248 66L249 65H251ZM3 65V64H2ZM2 65H1V67H2ZM26 65V64H25ZM35 65H36V62H35ZM41 65V64H40ZM50 65V64H49ZM110 65V66H111ZM137 65V64H136ZM150 65V64H149ZM152 65V64H151ZM151 65L149 66V67H151ZM167 65V64H166ZM172 65V64H171ZM187 65V64H186ZM191 65V64H190ZM200 65H203V64H201V62H200ZM253 65V64H252ZM14 66V67H15ZM31 66V65H30ZM113 66V65H112ZM133 66V65H132ZM146 66H148V65H146ZM153 66H155V65H153ZM184 66H185V63H184ZM212 66V65H211ZM225 66V65H224ZM0 67V68H1ZM23 67V66H22ZM32 67V66H31ZM86 67V66H85ZM138 67V66H137ZM197 67V66H196ZM201 67V66H200ZM230 67V66H229ZM240 67V66H239ZM245 67V66H244ZM251 68H252V66H250ZM249 67V68H250ZM4 68V67H3ZM21 68V67H20ZM24 68V67H23ZM23 68H21L22 70H23ZM27 68V70H28V66L26 65L25 66V68L24 69H26ZM43 68V67H42ZM80 68V67H79ZM133 68V67H132ZM153 69H154V67H152ZM202 68V67H201ZM257 68V67H256ZM9 69V68H8ZM21 69L19 70V71H21ZM85 69V68H84ZM84 69H83V71H84ZM114 69V68H113ZM135 69V68H134ZM152 69V70H153ZM185 69H187V67L185 68ZM259 69V68H258ZM34 70V69H33ZM91 70V69H90ZM93 70V69H92ZM142 70V69H141ZM178 70V71H177ZM204 70V69H203ZM15 72H16V69L14 70ZM14 71H12V72H14ZM19 71L17 72L18 74H19ZM87 71V70H86ZM137 71V70H136ZM148 71V70H147ZM186 71V70H185ZM205 71V70H204ZM203 71V72H204ZM254 71V70H253ZM15 72H14V74H15ZM23 72H27L26 70H23ZM31 72V71H30ZM71 72V71H70ZM88 72V71H87ZM140 72V71H139ZM144 71H142V73H143ZM149 73L151 72V71H148ZM152 72H154V71H152ZM192 72V71H191ZM195 72V71H194ZM198 72V71H197ZM255 72H256V69H255ZM264 72V71H263ZM17 73H16V75H17ZM33 73V72H32ZM94 73H96L95 72V70H94ZM201 73V72H200ZM224 73V72H223ZM245 73V72H244ZM253 73V72H252ZM251 73V74H252ZM260 73V72H259ZM24 74V73H23ZM71 74V73H70ZM97 74V73H96ZM99 74V73H98ZM98 74H97V76H95V74L93 75V74H91V73H88L87 74V76L85 75L83 78H85L86 77V81H84V82H86V84H87V86H88V91L87 90H85V92H88V100H89V102H90V104L92 105V106H94V107H96V111L94 112H92L89 116H88V118H89V123H88V125H86L87 127H88V130L91 132V134L94 136V138H95V142L97 141L98 143H99V145H100V148H101V150L103 151V153H104V155H106V157H108V155L110 154V152H111V146H110V138H112V137H110V136H112V135H110L109 136V132H108V130L107 129H105V128H103L102 127V121H103V119L108 115H106V113H107V106L109 105V103H108V101H109V99L111 100V98H109L110 96H109V89L111 88L110 86H109V84L111 85V83H107V82H105L104 80H105V78H104V80H103V78L102 77H99L98 76ZM102 74V73H101ZM178 74V75H177ZM230 74H232V73H230ZM255 74V73H254ZM257 74V73H256ZM53 75V74H52ZM55 75V74H54ZM78 74H76V76H77ZM84 75V74H83ZM82 75V76H83ZM141 74H139V76H140ZM144 75H145V72H144ZM153 75V74H152ZM157 75V74H156ZM156 75H155V77H156ZM206 75H207V73H206ZM215 75V74H214ZM221 75V74H220ZM237 75H238V73H237ZM9 76V75H8ZM15 76V75H14ZM19 76H20V74H19ZM22 76V75H21ZM20 76V77H21ZM79 76V75H78ZM81 76V77H82ZM103 76V75H102ZM154 76V75H153ZM152 76V77H153ZM197 76V75H196ZM259 76V75H258ZM262 77H263V75H261ZM16 77V76H15ZM22 77H24V75L22 76ZM142 77H143V75H142ZM156 77V78H157ZM187 79H191L189 76H188V74L185 76ZM198 77V76H197ZM209 77V76H208ZM221 77V76H220ZM238 77V76H237ZM245 77V76H244ZM252 77V76H251ZM83 78H81L82 80H83ZM156 78H153V79H156ZM22 79V78H21ZM203 79V78H202ZM233 79V78H232ZM243 79V78H242ZM241 79V80H242ZM252 79H255L256 80V78H252ZM258 79V78H257ZM17 80H19V79H17ZM77 80V79H76ZM121 80V79H120ZM124 80V81H125ZM139 80V79H138ZM193 80V79H192ZM200 80V79H199ZM221 80H222V78H221ZM244 80V79H243ZM254 80V84L256 83V81ZM264 80V79H263ZM262 80V81H263ZM143 81H145V80H143ZM186 81V80H185ZM216 81V80H215ZM83 82V81H82ZM205 82V81H204ZM207 82V81H206ZM238 82V81H237ZM249 82V81H248ZM251 82H252V80H251ZM140 83V82H139ZM143 83V82H142ZM187 83V82H186ZM214 83V82H213ZM218 83V82H217ZM225 83V82H224ZM258 83V82H257ZM262 83V82H261ZM23 84V83H22ZM188 84V83H187ZM200 84V83H199ZM206 84V83H205ZM220 84V83H219ZM239 84V83H238ZM250 85H251V83H249ZM252 84H253V82H252ZM264 84V83H263ZM262 84V85H263ZM189 85V84H188ZM214 85H217V84H214ZM10 86V85H9ZM83 86V85H82ZM112 86V85H111ZM155 86H157V85H155ZM201 86V85H200ZM208 86V85H207ZM19 87H21V86H19ZM85 87V86H84ZM83 87V88H84ZM125 87V86H124ZM159 87H156V88H159ZM194 87V86H193ZM16 88V87H15ZM112 88H113V86H112ZM189 88V87H188ZM216 89H217V87H215ZM250 88V87H249ZM8 89V88H7ZM11 89V88H10ZM9 89V90H10ZM21 89H23V88H21ZM262 89V88H261ZM15 90V89H14ZM19 90V89H18ZM123 90H124V88H123ZM144 90V89H143ZM153 90V89H152ZM188 90V89H187ZM205 90V89H204ZM208 90V89H207ZM206 90V91H207ZM250 90V89H249ZM252 90H254L253 88H252ZM8 91V90H7ZM23 91V90H22ZM82 91V90H81ZM113 90H111V92H112ZM10 92V91H9ZM15 92H16V90H15ZM19 92V91H18ZM17 92V93H18ZM157 92H159V91H157ZM162 92V91H161ZM209 92V91H208ZM237 92V91H236ZM246 92V91H245ZM245 92H244V94H245ZM256 92V91H255ZM254 92V93H255ZM39 93V92H38ZM124 93V92H123ZM218 93V92H217ZM22 94V93H21ZM155 94V93H154ZM160 94V93H159ZM185 94V95H184ZM189 94V93H188ZM241 94H243V93H241ZM111 95H112V93H111ZM126 95H125V100H126ZM145 95V96H144ZM206 95V94H205ZM255 95V94H254ZM253 95V96H254ZM13 96V95H12ZM18 96H19V94H18ZM86 96V95H85ZM191 95H189V97H190ZM211 96V95H210ZM231 96V95H230ZM264 96V95H263ZM17 97V96H16ZM160 97V96H159ZM195 97V96H194ZM200 97V96H199ZM228 97H229V95H228ZM258 97V96H257ZM15 98V97H14ZM42 98V97H41ZM129 97H127V99H128ZM148 98V97H147ZM205 98V97H204ZM208 98V97H207ZM206 98V99H207ZM214 98V97H213ZM256 98V97H255ZM255 98H254V100H255ZM262 97H260V99H261ZM264 98V97H263ZM12 99V98H11ZM123 99V98H122ZM149 99V98H148ZM191 99V98H190ZM211 99V98H210ZM233 99H235V98H233ZM258 99H259V97H258ZM259 99V102L260 101H262V100H264V99H261L260 100ZM39 100V99H38ZM43 100V99H42ZM85 100V99H84ZM227 100V99H226ZM13 100H11V102H12ZM112 101V100H111ZM124 101V100H123ZM169 101V102H170ZM201 101V100H200ZM221 101V100H220ZM224 101V100H223ZM14 102V104H15V101H13ZM125 102H127L128 103V101H125ZM149 102H150V100H149ZM157 102V101H156ZM162 102H164V101H162ZM168 102V103H169ZM207 102H209V101H207ZM231 102V101H230ZM256 102H257V100H256ZM258 102V103H259ZM20 103V102H19ZM30 103V102H29ZM124 103V102H123ZM193 103V102H192ZM191 103V104H192ZM215 103V102H214ZM217 103V102H216ZM263 103H264V101H263ZM262 103V104H263ZM22 104V103H21ZM82 104V103H81ZM87 104V103H86ZM85 104V105H86ZM125 104V103H124ZM124 104H123V106H124ZM163 104V103H162ZM171 105H173L172 103H170ZM252 104V103H251ZM8 105H10V104H8ZM17 105V104H16ZM15 105V107H17ZM128 105V104H127ZM168 105V104H167ZM193 105V104H192ZM197 105V104H196ZM195 105V106H196ZM199 105H200V102H199ZM209 105V104H208ZM216 105V104H215ZM226 105V104H225ZM260 105V104H259ZM264 105V104H263ZM11 106H13V105H11ZM10 106V107H11ZM151 106V105H150ZM153 106V105H152ZM157 106V105H156ZM203 105L201 104V107H202ZM7 107H9V106H7ZM9 107V108H10ZM14 107V106H13ZM86 107V106H85ZM84 107V108H85ZM110 107V106H109ZM125 107H127V106H125ZM124 107V108H125ZM129 108H131L130 106H128ZM165 107V109H166V106H164ZM173 107V106H172ZM178 107V106H177ZM204 107V106H203ZM202 107V108H203ZM209 107V106H208ZM12 108V107H11ZM20 108V107H19ZM53 108V107H52ZM83 108V107H82ZM155 108V107H154ZM170 108V107H169ZM175 109H176V107H174ZM195 108V107H194ZM197 108V107H196ZM204 108H206V107H204ZM203 108V109H204ZM211 108V107H210ZM260 108H262L263 109V107H260ZM6 109V108H5ZM14 109V108H13ZM109 109V108H108ZM178 109V108H177ZM180 109V108H179ZM212 109V108H211ZM216 109H219V108H215V109H212L213 111H217ZM261 109V110H262ZM9 109L7 108L6 109V111H8ZM50 110V109H49ZM84 110V109H83ZM124 110V109H123ZM131 110V109H130ZM205 110H208V109H205ZM210 110V109H209ZM220 111H221V108L219 109ZM218 110V111H219ZM223 110V109H222ZM260 110V109H259ZM260 110V111H261ZM47 111H48V109H47ZM59 111V110H58ZM87 111V110H86ZM122 111V110H121ZM125 112L126 111H128L127 109L126 110H124ZM171 111V110H170ZM174 111V110H173ZM198 111L200 112V110L198 109ZM213 111H212V113H213ZM217 111V112H218ZM226 111V110H225ZM89 112H91V111H89ZM176 112H178V110L176 111ZM175 112V113H176ZM216 112V113H217ZM250 112H253V111H250ZM9 113V112H8ZM83 113V112H82ZM109 113H110V110H109ZM118 113V112H117ZM128 113V112H127ZM127 113H125V114H127ZM129 113H130V111H129ZM201 113V112H200ZM205 113V112H204ZM219 113V112H218ZM222 113V112H221ZM224 113V112H223ZM222 113V114H223ZM226 113V112H225ZM4 114H6V113H4ZM16 114V113H15ZM61 114V113H60ZM123 114V113H122ZM167 114H169L168 113V111H167ZM170 114H172V112L170 113ZM205 114H211V111H210V113L209 112H207V113H205ZM7 115V114H6ZM106 115V116H105ZM132 115V116H133ZM215 114H213L212 115V117L214 116ZM218 115V114H217ZM3 116H5V115H3ZM53 116V115H52ZM125 116H127L128 117V115H125ZM176 116V115H175ZM180 116H182V115H180ZM259 116V115H258ZM257 116V117H258ZM7 117V116H6ZM11 117H12V115H11ZM107 117H109V116H107ZM172 117V116H171ZM177 117H179V116H177ZM217 117V116H216ZM223 117H224V115H223ZM2 118H4V117H2ZM17 118V117H16ZM83 118V117H82ZM109 118H111V117H109ZM132 118V117H131ZM173 118V117H172ZM183 118V117H182ZM204 118V117H203ZM209 118H211V115H210V117ZM222 118V117H221ZM227 118V117H226ZM231 118V117H230ZM86 119V118H85ZM128 119H129V117H128ZM233 119V118H232ZM6 120V119H5ZM108 120H110V119H108ZM226 120V119H225ZM235 120V119H234ZM233 120V121H234ZM262 120V119H261ZM261 120H260V122H261ZM11 121V120H10ZM133 121V120H132ZM182 121V120H181ZM184 121V120H183ZM205 121V122H204ZM217 121V120H216ZM232 121V120H231ZM258 121H259V119H258ZM258 121H256L257 123H258ZM5 122V121H4ZM4 122H3V125H4ZM7 122H9V121H7ZM14 122H16V121H14ZM13 122V123H14ZM112 122V121H111ZM225 122H227V121H225ZM235 122V121H234ZM13 123H11L12 125H14ZM86 123H87V121H86ZM110 123V122H109ZM135 123V122H134ZM184 123H185V121H184ZM212 123V122H211ZM214 123H216V122H214ZM220 123H221V121H220ZM219 123V124H220ZM250 123V122H249ZM248 123V124H249ZM263 123V122H262ZM181 124V123H180ZM185 124V125H186ZM208 124L210 125V123L208 122ZM227 124V123H226ZM225 124V125H226ZM259 124V123H258ZM2 124H1V126H3ZM111 124H109V126H110ZM134 125V124H133ZM207 125V124H206ZM208 125V126H209ZM231 125V124H230ZM5 126V125H4ZM3 126V128H5ZM104 126V125H103ZM135 126V125H134ZM133 126V127H134ZM207 126V127H208ZM222 126V125H221ZM256 126V125H255ZM254 126V127H255ZM12 127V126H11ZM16 127V126H15ZM183 127V128H184ZM191 127V128H190ZM206 127V126H205ZM210 127H212V126H210ZM216 127V126H215ZM56 128V127H55ZM107 128L109 129V127L107 126ZM137 128V127H136ZM246 128H248V127H246ZM259 130L261 131L262 130V128H261V124H259ZM52 129V128H51ZM57 129H58V126H57ZM56 129V130H57ZM221 129V128H220ZM238 129H241V128H238ZM251 129H252V127H251ZM258 129V128H257ZM4 130L5 129H2V130H0V135L4 132ZM11 130V129H10ZM60 130V129H59ZM58 130V131H59ZM84 130V129H83ZM237 130V129H236ZM259 130H256V131H259ZM53 131V130H52ZM61 131V130H60ZM85 131V130H84ZM188 131V130H187ZM228 131V130H227ZM255 131V130H254ZM256 131H255V133H256ZM86 132H88V131H86ZM142 132V133H143ZM189 132V131H188ZM218 132V131H217ZM216 132V133H217ZM8 133H10L9 131H8ZM63 133H64V131H63ZM219 133V132H218ZM217 133V134H218ZM223 133V132H222ZM227 133V132H226ZM85 134V133H84ZM87 134V133H86ZM3 135V134H2ZM10 135V134H9ZM65 135V134H64ZM136 135V134H135ZM185 135H187V134H185ZM192 135H194V134H192ZM226 135H228V133L226 134ZM58 136V135H57ZM87 136H89V135H87ZM148 136V135H147ZM190 136H191V133H190ZM189 136V137H190ZM202 136V135H201ZM215 136H219V135H215ZM262 136V135H261ZM9 137V136H8ZM64 137V136H63ZM86 137V136H85ZM92 137V136H91ZM110 137V138H109ZM153 137V136H152ZM192 137H195V136H192ZM191 137V138H192ZM220 137V136H219ZM227 137V136H226ZM57 138V137H56ZM67 138V137H66ZM147 138V137H146ZM190 138V139H191ZM196 138V137H195ZM4 139V138H3ZM199 139H203V138H199ZM227 139V138H226ZM92 140V139H91ZM112 140V139H111ZM148 140V139H147ZM157 140V139H156ZM194 140V139H193ZM215 140H218V139H215ZM222 140V139H221ZM229 140V139H228ZM231 140V139H230ZM145 141V140H144ZM149 141H151V140H149ZM160 141V140H159ZM196 141V140H195ZM200 141V140H199ZM204 141V140H203ZM223 141V140H222ZM222 141H218L219 143H222ZM1 142V141H0ZM156 142V141H155ZM157 142H158V140H157ZM217 142V143H218ZM162 144V143H161ZM223 144V143H222ZM222 144H219V145H222ZM37 145V144H36ZM204 145H206V144H204ZM207 145H209V143L207 144ZM206 145V146H207ZM231 145V144H230ZM3 146V145H2ZM211 146V145H210ZM224 146V145H223ZM93 147V146H92ZM225 147V146H224ZM223 147V148H224ZM228 147H229V145H228ZM232 147V146H231ZM238 147V146H237ZM20 148V147H19ZM41 148V147H40ZM166 148H165V150H166ZM208 148H210V147H208ZM220 148V147H219ZM218 148V149H219ZM233 148V147H232ZM9 149V148H8ZM159 149V148H158ZM215 148H213V150H214ZM221 149H222V147H221ZM90 150V149H89ZM138 150V149H137ZM202 150H204V149H202ZM206 150V149H205ZM205 150H204V152H205ZM208 150V149H207ZM225 150V149H224ZM224 150H222V151H224ZM231 150V149H230ZM233 150V149H232ZM231 150V151H232ZM13 151V150H12ZM208 151H211V150H208ZM135 152V151H134ZM161 152V151H160ZM230 152V151H229ZM113 153V152H112ZM131 154V156H132V150H131V152H130ZM208 153H210V152H208ZM232 153V152H231ZM3 154V153H2ZM116 154V153H115ZM163 154V153H162ZM211 154V153H210ZM226 154H227V152H226ZM127 155V154H126ZM234 155V154H233ZM2 156V155H1ZM135 156V155H134ZM166 155H164V157H165ZM212 156V155H211ZM15 157H16V155H15ZM130 157V156H129ZM141 157V156H140ZM163 157V158H164ZM228 157H231V156H229L228 155ZM121 158H123V157H121ZM136 159H138L137 157H135ZM170 158V157H169ZM170 158V159H171ZM211 158V157H210ZM214 158V157H213ZM12 159V158H11ZM21 159V158H20ZM111 159V158H110ZM140 159V158H139ZM167 159H168V156H167ZM220 159V158H219ZM221 159H222V157H221ZM220 159V160H221ZM97 160V159H96ZM114 160V159H113ZM122 160V159H121ZM126 160V159H125ZM132 160V159H131ZM208 160H210V159H208ZM226 160V159H225ZM107 161V160H106ZM136 161H138V160H136ZM169 161V160H168ZM214 161H216V160H214ZM230 161H231V159H230ZM233 161V160H232ZM231 161V162H232ZM244 161V160H243ZM242 161V162H243ZM112 162V161H111ZM120 162V161H119ZM134 162V161H133ZM171 162V161H170ZM223 162H225L224 161V159H223ZM234 162V161H233ZM59 163V162H58ZM57 163V164H58ZM110 163V162H109ZM126 163V162H125ZM129 163V162H128ZM128 163H126V166H128L127 164ZM138 163V162H137ZM214 163V162H213ZM212 163V164H213ZM123 164V163H122ZM153 164V163H152ZM215 164V163H214ZM218 164H221V163H218ZM217 164V165H218ZM223 164V163H222ZM226 164V163H225ZM236 164H238V163H236ZM124 165V164H123ZM134 165V164H133ZM140 165V164H139ZM224 165V164H223ZM222 165V166H223ZM234 164H232V166H233ZM130 166V165H129ZM212 166V165H211ZM231 166V167H232ZM240 166V165H239ZM120 167V166H119ZM124 167V166H123ZM141 167V166H140ZM140 167H138V168H140ZM170 167V166H169ZM171 167V168H172ZM217 167V166H216ZM225 167V166H224ZM234 167H235V165H234ZM243 167V166H242ZM17 168V167H16ZM162 168H164V167H162ZM166 168V167H165ZM214 168V167H213ZM223 168V167H222ZM221 168V170H224V169H222ZM237 168H238V166H237ZM7 169V168H6ZM21 169V168H20ZM122 169V168H121ZM126 170L125 171H128L127 170V168H125ZM131 169H133L132 167H131ZM144 169V168H143ZM142 169V167H141V170H143ZM227 169H228V166H227ZM226 169V167H225V170H227ZM231 169V168H230ZM234 169V168H233ZM236 169V168H235ZM243 169V168H242ZM130 170V169H129ZM147 170V169H146ZM162 170V169H161ZM164 170V169H163ZM169 170V169H168ZM140 171V170H139ZM138 171V172H139ZM173 171V170H172ZM214 171H215V169H214ZM217 171V173L220 171H218V170H216ZM12 172V171H11ZM133 172V171H132ZM136 172H137V170H136ZM136 172H135V174H136ZM146 173L148 172V171H145ZM221 172V171H220ZM219 172V174H221ZM224 172V171H223ZM228 172V175H229V171H227ZM122 173V172H121ZM123 173H125L124 172V169H123ZM180 173V172H179ZM182 173V172H181ZM210 173V174H209ZM213 173V172H212ZM216 173V174H217ZM231 173V172H230ZM14 174V173H13ZM127 174V173H126ZM128 174H131V172L129 173L128 172ZM143 174V173H142ZM148 174H150V173H148ZM147 174V175H148ZM153 174V173H152ZM164 174V173H163ZM219 174H217L218 176V178H219ZM123 175V174H122ZM144 175V176H143ZM142 176L143 177H145V174H143ZM168 175V174H167ZM179 175V174H178ZM182 175V174H181ZM180 175V176H181ZM184 175V174H183ZM223 175H224V173H223ZM234 175V174H233ZM10 176V175H9ZM8 176V177H9ZM109 176V175H108ZM128 176V175H127ZM139 177L141 176V175H138ZM151 176V175H150ZM149 175L147 176V177H150ZM163 176H166V175H163ZM170 175H168V177H169ZM173 176H174V174H173ZM185 176V175H184ZM213 176H215V175H213ZM224 176H227V174L226 175H224ZM223 176V177H224ZM102 177V176H101ZM124 177V176H123ZM126 177V176H125ZM130 177H131V175H130ZM137 177V176H136ZM138 177V178H139ZM152 177V176H151ZM161 177V176H160ZM171 177H172V175H171ZM175 177H177V176H175ZM229 177V176H228ZM234 178H235V176H233ZM7 178V177H6ZM105 178H107V177H105ZM105 178H104V180H102V184H103V182L105 181ZM109 178V177H108ZM137 178V179H138ZM163 178V177H162ZM167 178V177H166ZM170 178V177H169ZM213 178V177H212ZM218 178H217V180H218ZM225 178V177H224ZM230 178H232V176L230 177ZM229 178V179H230ZM241 178H243L242 177V175H241ZM126 179V181H127V178H125ZM131 179V178H130ZM133 179V178H132ZM146 179V178H145ZM145 179H142V181L140 182L141 183V186H143V187H145L146 185L148 186V183L146 184V181H145ZM151 179V178H150ZM164 179V178H163ZM171 179V178H170ZM178 179V178H177ZM176 179V180H177ZM233 179V178H232ZM236 179V178H235ZM235 179H233V181L232 182H235L234 180ZM107 180V179H106ZM109 181H110V179H108ZM107 180V181H108ZM113 180V179H112ZM112 180H111V183H112ZM139 180V179H138ZM147 181H148V179H146ZM174 180V179H173ZM172 180V181H173ZM175 180V181H176ZM180 180V179H179ZM210 180H212V179H210ZM215 180V179H214ZM220 180V179H219ZM228 179L226 178L225 179V181L226 182H228L227 181ZM231 180V179H230ZM96 181V180H95ZM106 181V182H107ZM123 181H124V179H123ZM131 181V180H130ZM130 181L128 182L129 183V186H132V185H130L131 183H130ZM133 181V180H132ZM137 180H135L134 182H136ZM149 181H151V182H153V180H149ZM148 181V182H149ZM164 181V180H163ZM166 181V180H165ZM178 181V180H177ZM176 181V182H177ZM100 182V184H101V181H99ZM106 182H104V183H106ZM133 182V183H134ZM138 181H137V184L139 185L140 183H139ZM159 182V181H158ZM174 182V181H173ZM214 182V181H213ZM232 182L230 183V185L232 184ZM237 182V181H236ZM117 183V182H116ZM154 183V182H153ZM215 183V182H214ZM220 183V184H219ZM242 183V182H241ZM240 183V184H241ZM118 184V183H117ZM136 184V183H135ZM134 184V185H135ZM168 184V183H167ZM173 184V183H172ZM172 184H170L169 186H171ZM213 184V183H212ZM227 184H229V183H227ZM226 184V185H227ZM104 185V184H103ZM113 185H114V183H113ZM134 185H133V187H134ZM154 185V184H153ZM153 185L151 186V187H153ZM157 185V184H156ZM155 185V186H156ZM97 186V185H96ZM100 186V185H99ZM109 187L110 186V182H109V185H107V184H105V187ZM114 186H116V185H114ZM113 186V187H114ZM146 186V187H147ZM158 186L159 185H157V188H158ZM173 186V185H172ZM175 186L176 185H174V187H172V188H175ZM232 186V185H231ZM234 186V185H233ZM237 186H239V185H237ZM246 186V185H245ZM105 187L103 188L104 190H105ZM139 187H140V185H139ZM138 187V188H139ZM142 187V189H145V188H143ZM163 187V186H162ZM165 187V186H164ZM236 186H234V188H235ZM243 187V186H242ZM241 187V188H242ZM114 188H116L117 189V187H114ZM141 188V187H140ZM139 188V189H140ZM150 188V187H149ZM171 188V187H170ZM233 188V189H234ZM94 189V188H93ZM107 189V188H106ZM108 189H111V188H108ZM121 189H124V186H123V188H121ZM141 189V190H142ZM148 189V187L146 188V190ZM162 189H165V188H159V189H157V191L158 190H162ZM97 196L96 195H93V197L94 196H96L95 198H96V200L97 201H100L98 198L100 197V195L102 194V189H101V191H99V189L97 188ZM114 190V189H113ZM118 191L120 190V189H117ZM140 190V192L142 193V191ZM153 190V189H152ZM155 190V189H154ZM235 190V189H234ZM252 190V189H251ZM94 191H95V189H94ZM118 191H113V192H115V193H113V194H115V195H117L116 194V192H118ZM128 191H130V188L128 189ZM134 191H136L135 190V188H134ZM144 191V190H143ZM151 191V190H150ZM164 191V190H163ZM166 191H167V189H166ZM174 190H172V192H173ZM106 191H104V193H105ZM107 192L109 193L110 191L109 190H107ZM106 192V193H107ZM112 192V191H111ZM123 192H125V191H123ZM139 192V193H140ZM146 192V195L148 194V193H150L149 192V190H147V191H145ZM144 192V193H145ZM148 192V193H147ZM170 192V191H169ZM237 192H239V190L237 191ZM241 192V191H240ZM90 193V192H89ZM92 193H94V192H92ZM95 193V194H96ZM105 193V194H106ZM108 193H107V195H108ZM121 193V192H120ZM128 193V192H127ZM137 193H138V191H137ZM152 193V192H151ZM150 193V194H151ZM164 193H165V191H164ZM162 191H159L158 193H156L157 194V196H156V198H154L155 200H154V202H156L157 203V207H156V209L154 210V212H153V216H154V218L153 219H155L154 221L155 222H153L152 223V221H150V219H148V218H146V217H144V215L146 214V213H144V215L143 214H141V218H139V214L137 213V216H135V215H133L134 213H132V214H129L128 216H127V218H126V221L124 222V224L122 225V223L123 222H121V220H120V222H121V225L122 226H124V227H122L121 225H120V222H119V225H120V227H121V229H123L124 228V233L122 234V232H121V234L122 235H124L123 236V238H118V237H116L115 239H117L116 240V242L118 241V245H119V247H120V251L118 250V249H116V247H115V249L116 250H118L120 253H122L121 255H122V260H123V262L125 263V264H131V263H133V262H135L134 264H136L137 262H139L138 260V256H140V257H144V259H146L147 261H145L147 264H176V262H174V261H172V259H170V256L171 255H173V254H169V253H166V249L164 248V246H163V242H162V240H163V234L161 233V231H160V228L159 227H162V229H163V227H164V229H166L167 231H168V234H169V236L171 237V239H172V241L174 242V244L175 245H179L180 246V244H179V240L181 239H179V236H178V232H177V226H176V224H175V220H174V216H173V214H172V212H171V209L169 208V206H170V203H169V206H168V202L169 201H167V196H169L168 194H167V196H165V194H164ZM105 194H102V197L104 198L105 196ZM112 194V193H111ZM112 194V195H113ZM135 194V193H134ZM174 194V193H173ZM173 194H172V196H173ZM239 194V193H238ZM22 195V194H21ZM119 195V194H118ZM121 195V194H120ZM119 195V196H120ZM123 195V194H122ZM126 195V194H125ZM149 195V194H148ZM147 195V196H148ZM240 195V194H239ZM249 195V193L246 195V196H248ZM110 196L111 195H109V197L108 198H110ZM128 196H130V195H128ZM128 196H126V198H130V197H128ZM143 196V195H142ZM145 196V195H144ZM171 196V195H170ZM11 197V196H10ZM50 197V196H49ZM85 197H87V196H85ZM117 197V196H116ZM132 197V196H131ZM134 197V196H133ZM138 197V196H137ZM229 197H232L231 199L232 200H228V198ZM240 197V196H239ZM88 198V197H87ZM89 198L91 199V195L89 196ZM106 198V197H105ZM121 198V197H120ZM124 198V197H123ZM140 198H141V196H140ZM150 198H151V195H150ZM173 198V197H172ZM175 198H176V196H175ZM251 198V197H250ZM16 199V198H15ZM48 199V198H47ZM94 199V198H93ZM117 199H118V197H117ZM143 199V198H142ZM141 199V200H142ZM147 199V198H146ZM146 199H143V201L144 200H146ZM152 199V198H151ZM178 199V200H179ZM8 200H9V198H8ZM86 200V199H85ZM112 200V199H111ZM121 200H122V198H121ZM120 200V201H121ZM123 200H125V199H123ZM131 201L132 200H134V201H136L137 200V198L136 199H130ZM138 200H139V198H138ZM137 200V201H138ZM169 200V199H168ZM244 200H245V198H244ZM44 201V200H43ZM116 202V199L114 200L113 199V202ZM117 201H119V200H117ZM136 201V203H134L133 201L131 202V203H134V204H136V206H138V208H140V207H143L144 206V204H143V202L141 203V201H139V202H137ZM152 201H153V199H152ZM174 201V200H173ZM248 200H246V202H247ZM9 202V201H8ZM15 202V201H14ZM13 202V203H14ZM72 202V201H71ZM86 202H89V201H87L86 200ZM95 202V201H94ZM110 202V201H109ZM109 202H106L107 204H109ZM112 202V203H113ZM123 201H121L120 203H122ZM178 203H179V201H177ZM181 202L179 203V204H181ZM245 202V201H244ZM85 203V202H84ZM101 203H103V202H101ZM145 204H147L146 206H144V207H146V208H150V207H148L149 205H148V203H146V202H144ZM153 203V202H152ZM60 204V203H59ZM88 205V203H85V205ZM100 204V203H99ZM116 203H114V205H115ZM125 205H126V203H124ZM154 204V203H153ZM152 204V205H153ZM174 204H176V203H174ZM241 204H243V203H241ZM11 205V204H10ZM44 205V204H43ZM66 205V204H65ZM92 205V204H91ZM94 206H96V204H93ZM100 205H103V204H100ZM99 205V206H100ZM110 205H111V203H110ZM119 205V204H118ZM121 205V204H120ZM127 205H128V203H127ZM172 205V204H171ZM226 205V204H225ZM225 205H224V207H225ZM12 206V205H11ZM49 205H47V207H48ZM50 206H52V204L50 205ZM74 206V205H73ZM107 207V205H105L104 204V206H103V209H104V207ZM122 206V205H121ZM128 206H132V205H128ZM134 206V205H133ZM155 206V205H154ZM9 207V206H8ZM44 207V206H43ZM46 207V206H45ZM59 207V206H58ZM64 207V206H63ZM92 207V206H91ZM90 207V208H91ZM106 207H105V209H106ZM110 207H112L113 208V206L111 205V206H109V209H110ZM183 206H182V208H184ZM240 207H241V205H240ZM242 207H245V205H243ZM50 208V207H49ZM101 208V207H100ZM111 208V209H112ZM116 208H117V206H116ZM133 209L134 207H130V209ZM146 208H142V209H146ZM248 211V214H250V216H251V214L254 212V211H252L253 209H252V206H251V204H249L248 202L246 203V207H245ZM68 209V208H67ZM86 209H88V208H86ZM94 209V208H93ZM96 209V208H95ZM94 209V210H95ZM102 209V208H101ZM124 209V208H123ZM128 209V208H127ZM137 209V208H136ZM141 209V210H142ZM150 209H152V207L150 208ZM154 209V208H153ZM173 209H174V207H173ZM184 209H186V208H184ZM238 210V208H235V210ZM254 209H256V208H254ZM106 210H108V209H106ZM106 210H104L105 211V213L107 212ZM125 210V209H124ZM139 210V209H138ZM176 210V209H175ZM174 210V212H176ZM243 210V209H242ZM241 210V211H242ZM50 211V210H49ZM48 211V212H49ZM87 211V210H86ZM93 211V210H92ZM114 211H115V209H114ZM128 211H130L129 209H128ZM145 211V210H144ZM184 211V210H183ZM186 211V210H185ZM240 211V210H239ZM244 211V210H243ZM34 212V211H33ZM48 212H46L47 214H48ZM97 212V211H96ZM103 212V211H102ZM109 212V211H108ZM120 212H121V210H120ZM119 212V213H120ZM136 212V211H135ZM137 212H139V211H137ZM141 212V211H140ZM148 212H151V211H147V213ZM191 212V211H190ZM190 212H188V213H190ZM224 212V211H223ZM238 212V211H237ZM40 213H41V211H40ZM45 213V214H46ZM50 213V212H49ZM92 213V212H91ZM95 213V212H94ZM125 213V212H124ZM224 213H226V212H224ZM227 213H229V212H227ZM226 213V214H227ZM232 213H233V211H232ZM246 213V212H245ZM11 214V213H10ZM35 214H37V213H35ZM53 214V213H52ZM89 214V213H88ZM117 214V213H116ZM126 214V213H125ZM127 214H128V212H127ZM149 214V213H148ZM175 214V213H174ZM193 214H195V212L193 213ZM223 214V213H222ZM234 214V213H233ZM247 213H246V215H248ZM255 214V213H254ZM254 214H252V215H254ZM258 214V213H257ZM42 215V214H41ZM94 215V214H93ZM110 215H111V211H110ZM119 215V214H118ZM117 215V216H118ZM143 215V216H142ZM151 215V214H150ZM200 215V214H199ZM232 215V214H231ZM245 214H243L242 215V217L244 216ZM245 215V216H246ZM119 216H121V215H119ZM126 215H124V217H125ZM147 216V215H146ZM149 216V215H148ZM179 216V215H178ZM193 216H196V215H193ZM238 216H241V214L240 213H238V215H237V217ZM41 217V216H40ZM45 218L46 217H48V215L46 216H44ZM58 217V216H57ZM98 217V216H97ZM96 217V214H95V216H94V218L92 219L93 221H96L95 220V218H97ZM107 217V216H106ZM145 218V219H143V218ZM180 217V216H179ZM201 217V216H200ZM224 217H226V216H224ZM232 217H233V215H232ZM231 217V218H232ZM248 217V216H247ZM257 217V216H256ZM255 216H253V218H255L256 220V224H257V218H256ZM35 218V217H34ZM178 218V217H177ZM197 218V217H196ZM202 218V217H201ZM241 218V217H240ZM239 218V220H241ZM246 218V217H245ZM244 218V219H245ZM252 218V219H253ZM258 218H259V216H258ZM67 219V218H66ZM88 219H89V217H88ZM104 220H106V218H103ZM109 219V218H108ZM117 219H123L122 217H117ZM227 219H228V217H227ZM233 219V218H232ZM243 219V218H242ZM199 220H200V218H199ZM205 220V219H204ZM225 220V219H224ZM235 220V219H234ZM260 220V219H259ZM7 221V220H6ZM82 221V220H81ZM119 221V220H118ZM123 221V220H122ZM181 221V220H180ZM236 221V220H235ZM254 220H252V222H253ZM48 222V221H47ZM196 222V221H195ZM234 222V221H233ZM236 222H238L239 223V221H238V219H237V221ZM241 222H242V220H241ZM248 222V221H247ZM19 223V222H18ZM44 223H46L45 221H44ZM89 223H91V222H89ZM94 223H97V222H94ZM110 224H113V223H111V222H109ZM182 223V222H181ZM235 223V222H234ZM237 223V224H238ZM242 223H244V222H242ZM246 223V222H245ZM249 223V222H248ZM247 223V224H248ZM254 223V222H253ZM259 223V222H258ZM35 224V223H34ZM115 224V223H114ZM200 224V223H199ZM230 224H232V222L230 223ZM241 224V223H240ZM45 225V224H44ZM57 225V224H56ZM87 225V224H86ZM98 223H97V226L96 227H98ZM109 225V224H108ZM206 225V224H205ZM235 225V224H234ZM258 225V224H257ZM1 226H3V225H1ZM37 226V225H36ZM40 226V225H39ZM81 226V225H80ZM84 226V225H83ZM94 226V225H93ZM100 226V225H99ZM111 226L112 225H110V228H111ZM41 228H42V226H40ZM89 227H91V226H89L88 225V228ZM112 227H114V226H112ZM180 227V226H179ZM182 227V226H181ZM208 227V226H207ZM252 227H253V225H252ZM255 227V226H254ZM258 227V226H257ZM15 228H16V226H15ZM47 228V227H46ZM81 228V227H80ZM87 228V229H88ZM224 228H226V227H224ZM1 229V228H0ZM43 229V228H42ZM45 229V228H44ZM48 229V228H47ZM55 229V228H54ZM78 229V228H77ZM97 229V228H96ZM107 229L108 230H110L109 229V226L107 227ZM107 229H103V231L105 230V233L107 232L106 230ZM117 229V228H116ZM116 229H114V228H111V230L113 231V230H116ZM185 230H186V228H184ZM246 229V228H245ZM255 229H256V227H255ZM41 230V229H40ZM80 230H82L83 231V234L85 233L84 232V229H83V227H82V229H79V231ZM91 229H89V231H90ZM93 230V229H92ZM98 230V229H97ZM181 230V229H180ZM184 230V232H186ZM209 230V229H208ZM229 230V229H228ZM251 230H252V228H251ZM261 230V229H260ZM42 231V230H41ZM163 231V230H162ZM210 231V230H209ZM232 231V230H231ZM230 231V232H231ZM243 231H244V229L242 230L241 229V227L240 226H235V231L233 230V232L235 233V234H242L243 233ZM246 231V230H245ZM255 231V230H254ZM90 232H92V231H90ZM110 231H108V233H109ZM114 233H116L117 231H113ZM190 233V231H187V233ZM225 232V233H224ZM248 232V231H247ZM16 233V232H15ZM18 233V232H17ZM81 233V232H80ZM92 233H95V234H98V233H96V231L94 232H92ZM92 233H90L91 235H92ZM111 233V232H110ZM114 233H113V235H114ZM164 233V232H163ZM187 233H185V234H187ZM249 233V232H248ZM250 233H251V231H250ZM253 233H255V232H253ZM57 234V233H56ZM88 235H89V233H87ZM104 234V233H103ZM118 234V236L120 235L119 233H117ZM182 234V233H181ZM206 234H208V233H206ZM211 234H210V238H211ZM239 234V235H240ZM256 234V233H255ZM4 235V234H3ZM82 235V234H81ZM108 235V234H107ZM110 235V234H109ZM112 235V234H111ZM116 235V234H115ZM114 235V236H115ZM166 235V234H165ZM234 235V234H233ZM232 235V236H233ZM245 235V234H244ZM249 235V234H248ZM262 235H263V233H262ZM9 236V235H8ZM15 236V235H14ZM74 236V235H73ZM100 236V235H99ZM102 236V235H101ZM101 236H100V238H101ZM106 236V235H105ZM105 236H103V237H105ZM243 236V235H242ZM241 235L240 236H238V237H242ZM254 236V235H253ZM81 237V236H80ZM89 237H90V235H89ZM93 237H95V236H93ZM102 237V238H103ZM165 237H168V236H165ZM186 237V236H185ZM190 237V236H189ZM231 237V236H230ZM24 238H25V236H24ZM49 238V237H48ZM82 238V237H81ZM97 238H99V237H97ZM97 238H95V240H97ZM107 238V237H106ZM112 238H114V237H112ZM169 238V237H168ZM194 238V237H193ZM246 238V237H245ZM255 238H257V236L255 237ZM261 238V237H260ZM33 239V238H32ZM83 239V238H82ZM89 239V238H88ZM91 239V238H90ZM94 239V238H93ZM111 239V238H110ZM186 239V238H185ZM238 240H240L239 238H237ZM249 239H250V237H249ZM54 240V239H53ZM77 240V239H76ZM99 240H101V239H98V241ZM105 240V239H104ZM112 240V239H111ZM190 240H192V239H190ZM194 240V239H193ZM211 241H212V239H210ZM253 240V239H252ZM29 241V240H28ZM70 241V240H69ZM82 241V240H81ZM81 241H80V243H81ZM84 241L86 242V240L84 239ZM83 241V242H84ZM106 241V240H105ZM114 241V240H113ZM112 241V242H113ZM171 241V242H172ZM50 242V241H49ZM56 242V241H55ZM74 242H76V241H74ZM73 242V243H74ZM79 242V241H78ZM89 242H90V240H89ZM88 242V245L90 244ZM96 242V241H95ZM100 242V241H99ZM101 242H104V241H101ZM166 242H167V239H166ZM193 242V244H195L194 243V241H192ZM241 242H244V239H243V241H242V239H241ZM254 242V241H253ZM87 243V242H86ZM170 243V242H169ZM168 243V244H169ZM182 243V242H181ZM183 243H184V241H183ZM198 243V242H197ZM196 243V244H197ZM213 243V242H212ZM262 243H263V241H262ZM50 244V243H49ZM56 244V243H55ZM82 244V243H81ZM83 244H85V243H83ZM96 244V243H95ZM101 244V243H100ZM105 244V243H104ZM171 244H173V243H171ZM245 244H246V242H245ZM249 244V243H248ZM264 244V243H263ZM91 245V244H90ZM93 245V244H92ZM98 245V244H97ZM117 245V244H116ZM190 245V244H189ZM198 245V244H197ZM236 245V244H235ZM235 245L233 244V246L235 247ZM241 245H243V244H241ZM240 245V246H241ZM47 246H49V245H47ZM76 246V245H75ZM80 246V245H79ZM82 246V245H81ZM86 247H88L87 245H85ZM84 246V247H85ZM104 246V245H103ZM115 246V245H114ZM172 246V245H171ZM171 246H169V247H171ZM177 246H176V248H177ZM184 246H185V244H184ZM204 246V245H203ZM240 246H239V249H240ZM244 246H246V245H244ZM91 247V246H90ZM100 247V249L102 248L101 246H99ZM99 247H97V249H96V253L94 254V255H96L97 253H99ZM186 247V246H185ZM194 247V246H193ZM205 247V246H204ZM216 247V246H215ZM237 247V249H238V245L236 246ZM249 247H250V245H249ZM251 249H253L254 247L252 246V243H251ZM262 247V246H261ZM58 248V247H57ZM73 248V247H72ZM82 248V247H81ZM118 248V247H117ZM179 248V247H178ZM183 248V247H182ZM197 248V247H196ZM214 248V247H213ZM242 248H243V246H242ZM263 248V247H262ZM83 250H84V252H85V249L86 248H82ZM88 249H91V248H89L88 247ZM184 249V248H183ZM189 249V248H188ZM206 249V248H205ZM235 249V248H234ZM245 249H246V247H245ZM30 250V249H29ZM33 250V249H32ZM68 250H70V248L68 249ZM87 250V249H86ZM104 250V249H103ZM102 250V251H103ZM115 250V251H116ZM173 250V249H172ZM180 250V249H179ZM187 250V248L185 249V251ZM192 250H194V249H192ZM212 250V249H211ZM256 250H257V248H256ZM262 251H263V249H261ZM101 250H100V253L102 252ZM111 251V250H110ZM175 251V250H174ZM173 251V252H174ZM184 251V250H183ZM209 251V249L208 250H206L205 252H207L206 253V257H207V262L209 263L210 261V263L209 264H212V261H215L216 260V258H213L212 260H210L209 259V256H210V254L211 253H209L208 252ZM213 251V250H212ZM240 250H238V252H239ZM252 251V250H251ZM258 251V250H257ZM262 251H260V254L262 253ZM22 252V251H21ZM28 252V251H27ZM54 252V251H53ZM70 252V251H69ZM105 252V251H104ZM168 252V251H167ZM179 252V251H178ZM180 252H182V251H180ZM214 252V251H213ZM216 252V251H215ZM219 252V251H218ZM245 252H248V251H245ZM23 253V252H22ZM34 253V252H33ZM68 253V252H67ZM85 253H87V252H85ZM89 253H91V252H89ZM114 253V252H113ZM197 253H198V251H197ZM202 253V252H201ZM208 253H209V256H208ZM234 252H232L231 254H229V253H226V262L228 263V264H238V262H239V260H238V257L237 256H239V255H241V254H239V255H237L236 256V254L234 253ZM241 253V252H240ZM26 254V253H25ZM40 254H41V251H40ZM71 254H73L72 252H71ZM83 254V253H82ZM109 254V253H108ZM167 254H169L170 256H168ZM200 254V253H199ZM253 254V253H252ZM264 254V253H263ZM86 255V254H85ZM87 255H88V258L90 259V255L87 253ZM87 255H86V257H87ZM101 255H103V254H101ZM105 255V254H104ZM109 255H111V253L109 254ZM116 255V254H115ZM120 255V256H121ZM177 255V254H176ZM180 255V254H179ZM202 255V258H204L203 257V254H201ZM53 256H55V254L53 255ZM59 256H60V254H59ZM72 256H74V255H72ZM83 256V255H82ZM90 256V257H89ZM97 256V255H96ZM174 256H175V254H174ZM187 256V255H186ZM189 256V255H188ZM196 256H197V254H196ZM212 256H214V255H212ZM215 256H217V254L215 255ZM214 256V257H215ZM223 256V255H222ZM221 256V257H222ZM248 256V255H247ZM256 256H261V255H255V258H257ZM19 257V256H18ZM21 257V256H20ZM104 257V259H108V258H105L106 256H103ZM110 257V256H109ZM184 257V256H183ZM10 258V257H9ZM42 258V257H41ZM68 258V257H67ZM66 258V259H67ZM83 258V257H82ZM88 258H86L87 260H88ZM99 257H97V259H98ZM110 258H112V257H110ZM119 258H121V257H119ZM175 258V257H174ZM173 258V259H174ZM186 258H188V257H186ZM240 258V257H239ZM249 258V257H248ZM261 258V257H260ZM20 259V258H19ZM48 259V258H47ZM60 259H61V256H60ZM75 259V258H74ZM84 259V258H83ZM92 259L94 260L92 263L93 264H96L97 263V259H96V257L94 256H92ZM142 259V258H141ZM189 259V258H188ZM215 259V260H214ZM218 259V258H217ZM22 259H20V261H21ZM24 260V259H23ZM61 260H63V259H61ZM99 260V259H98ZM122 260H121V263H122ZM203 260V259H202ZM241 260V259H240ZM246 260V259H245ZM245 260H243V261H245ZM248 260V259H247ZM253 260H255V259H253ZM261 260V259H260ZM56 261H58V260H56ZM105 261V260H104ZM109 261V260H108ZM114 261V260H113ZM175 261H177V260H175ZM216 261H218V260H216ZM257 261V260H256ZM264 261V260H263ZM22 262V261H21ZM38 262H39V260H38ZM41 262V261H40ZM110 262V261H109ZM179 262H180V260H179ZM190 262V261H189ZM206 262V261H205ZM249 262V261H248ZM259 262V261H258ZM20 263V262H19ZM24 264H26L25 262H23ZM32 263V262H31ZM91 263V264H92ZM141 263V262H140ZM215 263V262H214ZM217 263V262H216ZM219 263V262H218ZM256 263V262H255ZM58 264V263H57ZM90 264V263H89ZM111 264V263H110ZM113 264V263H112ZM114 264H117L116 263V261H115V263ZM137 264H139V263H137ZM142 264V263H141ZM178 264H180V263H178ZM183 264V263H182ZM220 264V263H219ZM241 264V263H240ZM244 264V263H243ZM245 264H247V263H245ZM259 264H261V262L259 263ZM263 264V263H262Z\"/></svg>",
	"mask_w": 264,
	"mask_h": 264
}]
</instances>
